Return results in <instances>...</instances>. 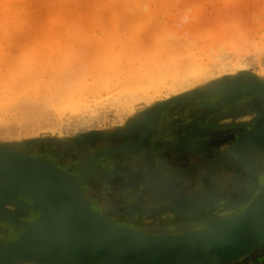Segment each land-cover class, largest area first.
<instances>
[{"label":"rangeland","instance_id":"obj_1","mask_svg":"<svg viewBox=\"0 0 264 264\" xmlns=\"http://www.w3.org/2000/svg\"><path fill=\"white\" fill-rule=\"evenodd\" d=\"M29 1L32 2L33 0H29ZM38 1L36 3H38ZM45 1L48 2V3L54 2V0L53 1H51V0H45ZM58 1H56L55 3H52V5L55 4V6H52L50 4L52 7H55L54 8L55 10L57 8H59V5L60 4L57 3ZM67 1H71V0H65L64 1L65 3L64 2L62 3V1H61V4H65L66 5ZM72 1L73 2L75 1L77 5L75 4V2H74V4H75L74 5ZM72 1H71V3L68 2L69 4H71V5H69L70 7L66 5V7H69L70 8V10L68 9L67 11L68 12L69 11H72L75 8L79 13L77 11H75V9H74V11L77 12V13H75V12L72 11L74 14L72 12H71V14H70V12L69 13L67 12L68 14H65V12H66V11H64L65 8H63L64 6H62L61 8H63V9H61V8L60 9L63 10L62 12H64V14L62 13L63 15L61 16L60 15L61 13L59 12L61 10H59L58 11L59 13L57 15H60L61 17L58 16L59 17V19H58V17L56 16L55 17L56 19H53L55 22L58 19V21L56 22L57 24L54 23L53 20H52L53 21L52 23H51V21H50V23H49V21L48 22L46 21V17H45L46 15H44V14H47V12H49V11L51 12V10L55 11L54 9L48 10L50 8V5L48 3H46V2H45L46 4L43 3L45 6H42L41 5L42 6V9L41 10H45V11L47 10L46 13L44 11V14H43V13H41V10H40L41 7L39 8L38 7L39 6L38 4H36L35 5V8H34V5L32 7L31 4H28L26 2V4H28L31 9L34 8V9H32L33 12H35L34 11L35 9L39 8V9L36 10V13H37V11H38V13L37 14H34V15H36L38 17L39 10H40V13L41 14H39L40 17H38V19H39V21L41 20L42 23L41 22H38V24H35V23H32L33 20H31V21L29 20L31 22V24L29 25L30 22L28 21L29 22L28 25L25 24L26 27H24L23 25L20 26L21 24L19 25L18 23L17 24H14L15 26L14 25L12 26V25L9 24L10 25V29L12 27L11 30L9 29V25H5V27L6 26L7 27L6 28L4 27L3 29L1 28V26L3 24L0 26V29H1L2 32H3L4 29L5 30L6 29L10 30V31H8V30L5 31L4 30L5 33L1 34V37H3L4 39L0 40V77H2L3 73H5L6 75L4 74L3 75L4 77L0 78V83H1L0 84V86H1L0 88L2 89L4 87V86H2L3 84L8 85V84L13 83V84L9 85L10 87L13 86L12 88L7 87V89H6V90H8L7 93L9 95L5 93V96H8V97L10 96V98L6 97L8 99H5L4 94L3 95L0 94V145H2L4 147H8V148L15 149V150H22V151H25V152L31 153V154L33 153V155H34V153H36V154H38L37 156H39L41 158H44V159H46V160H48L50 162L53 161V163H55V164L62 163V164H64V169H66V170H70L71 169V170H73V171L76 172V175L78 174L79 170L83 171L84 169L87 168V166L89 164V161L92 158V155L94 154L95 147H96L95 150H97V149H99L101 147L102 148L103 147L104 148H107V147H112V146H122V145H127L129 142L132 143L136 139V137H134L132 139L131 138H128L129 142L128 143H125V142H123V140L122 141H119L120 137H118V139L117 138L113 139L114 136L111 135V133H113V130L116 129V128H114V126L120 121L121 117H124V115H123L124 112H122V111L120 112V110H119L117 100L120 99L121 92L123 93V91H125V88L128 87V85H126V83H125L126 81H123L122 78L123 77H126L128 79V77L125 76V75H128L129 73L128 74H126V73H127V71H130V69H129L130 63L129 62H132V61H130L131 60L130 57L133 56L132 57V60H133L132 63H133V65H136L137 66L138 64L140 65V63H141L140 67L143 65V67H144L143 69H146V66H147L146 64L149 62L148 59H150V58H152L150 60V62L153 60V62H151V64L153 63V68H154L156 66L155 65L156 62L154 63V61L158 57V60L157 59L156 60L159 63L161 62L163 64V66L166 65L162 69V65L160 64V66H159L160 69L159 70L160 71L162 70L163 73L164 72L166 73L165 75H163L162 72H161V74L163 75V77L164 76H167V78H170V77H168V74H169V76L171 75L170 71L172 69L171 68L172 66H176L175 65L176 63H178V64L180 63V65L181 64L185 65V63L188 64L187 63L189 61L188 58H190L191 54L193 55V53H194L195 56H197V55H203V53L204 54L206 53V50H208L209 48L213 47L214 44L217 42L216 44H221V45H225V46H228V47H233V46L236 47V48L239 47L238 48L239 49L238 51H240V52H241V48L244 49V48L247 47L246 50L244 49L245 51L242 50V53L243 54H241V55L243 57L242 58L243 59V62L247 64V69H248L247 72H249L250 74L251 73L252 74L253 73L254 74L255 73H258L259 71H261L262 68H264V34H263L264 33L263 32L264 31V0H182V1L179 0V2L177 1V3H176V0H172L174 2H172L171 0H169L168 1L169 3L170 2L173 3V4L176 3V4L179 5V7H178V5H176V8L177 9L175 8V6L173 8V6L171 5V3L169 4L171 6H169L168 3H167L166 4L167 6L164 7V5L162 6V5H160L158 3L159 1L161 2V0H159L158 2L156 0L157 3L155 2L154 5L152 3V1L154 2V0H150V2L148 1L149 4L147 2V4H148L149 7L147 6V8L144 10L145 12L147 10V12H146L147 14L145 12H143V11H141V12L140 11L139 12H135L134 11L133 12L132 9H130V10H132V11H130L128 8L126 10L125 9L126 7L124 8V6H123V8H122V6H119L120 4L121 5L123 4L122 2L120 3V2H117L116 1L118 4L116 2H114L116 5L115 6H112L111 5L112 2L110 3L108 0H107L108 2L106 0H104V2L106 1V3H107V5H106V3H103L102 4V5H106V7L104 6L105 7V10L102 9L103 7H101L102 6L101 5L100 6L101 8L98 7V9H96V11L100 9V10H103L107 14L104 15V16H102L104 18V19H101L102 21L100 20L98 22H96V21L99 19V16H101V14H103V13H101L103 11H100V12L97 11V13H96L95 12V9H93L94 11L91 12V10H89V8H87V6L89 4L86 5L85 4L86 3L85 0H84L85 2L83 0H72ZM81 1H83V2H81ZM90 2L92 3L93 1L90 0ZM99 2L101 3V1H99ZM79 3H80V5H79ZM108 3H110V5L113 7V10H111L112 7H110V5ZM150 3H152V4H150ZM56 4H58V7H57ZM157 4H159V6ZM46 5L48 6V8H47ZM79 6H81V7L78 8ZM155 6H156L157 9H158V7L160 8V9H158L160 11L156 10L157 11V15L154 14L156 12H154V13L152 11L149 12L150 11L149 8L152 7L153 10H154V7ZM91 7H92V5H91ZM168 7H170L169 8V11L167 10ZM44 8H46V9H44ZM114 8H115V10L117 8V11H114ZM31 9H29V11ZM85 9L88 12L89 11L90 12L88 13ZM118 9H119V11H118ZM106 10H108V11L106 12ZM120 10L122 12H124V14H122ZM162 10H163V12H162ZM82 11H83V13L81 14ZM127 11L128 12L129 11L130 12H133V14L131 13L132 16H138V15L140 16L141 14L142 15L144 14L143 16H141V17L138 18L139 20L141 19V21L139 23L142 24L143 30L140 29L141 24H138L137 23L139 20L137 19L138 20V21L136 20L137 22L134 20V19H136V17L135 18L132 17L133 19L130 20V21H128L129 18H131V16H129V17L127 16L128 18L125 17L126 15H129V13ZM166 11H168V13ZM94 12L97 15L96 14L94 15ZM158 12H159V14H158ZM111 13H113V14H111ZM115 13H118L120 16L122 15L121 16L122 18L120 16H119L120 18L118 17L119 18V24L116 23V21H115V20H118V19H115V20L113 19V16L116 15L115 17H117V14H115ZM136 13L137 14L139 13V14L137 15ZM52 14H55L56 15L55 12H53ZM72 14H73V16H71ZM87 14H89V15H87ZM98 14H100V15L98 16ZM177 14H178V16L179 15H184L187 18L185 20H182V21L179 20L177 27H173V26H176V24L173 23V22H170V21L172 20L171 19L172 17L176 18L177 17ZM194 14L196 15V19H195ZM64 15L66 17H64ZM67 15H70L71 17H74V18H71L70 19V16H69V19H68V16ZM91 15H93L95 18H93V16H91ZM152 15H154V16L152 17ZM166 15H167V17H166ZM50 16L52 18V16H54V15H51L50 14ZM108 16H110V17H108ZM41 17H45V18H41ZM102 17H100V18H102ZM150 17H151V19L149 20L148 18H150ZM60 18H61V20L63 19V21L61 23H60V21H61ZM92 18L94 20L95 19L96 20L94 21ZM107 18L108 19L110 18V21ZM123 18H125V19H123ZM42 19H44L45 21L42 20ZM91 19H92V21L91 22H88ZM121 19H123L122 20V23H121ZM147 19L150 21V22H147L148 25L146 24V21H148ZM154 19L156 21H154ZM157 19H160V20H157ZM70 20H71V22H70ZM35 21L37 22V19ZM35 21H33V22H35ZM66 21H68V22H66ZM79 21H81V22H79ZM84 21H85V23H84ZM132 21H133V23H132ZM152 21H153V23H152ZM180 21L183 22V23H180ZM65 22H66V24H65ZM110 22H113V24H115V25L117 24V26H116L118 28L117 29V32H119L120 39L122 38L120 40V42H118L119 41V38H117L118 35H117V32L115 33V29H112V31H114V33L112 31H108L107 32V29L106 28H108V27L109 28L110 27L113 28L112 27V24H109ZM169 22L171 24L173 23V25H171ZM194 22H195V24H193ZM67 23H68V25H67ZM93 23H94L95 26H97L98 23H100L101 25L98 24L100 27H95V26L93 27ZM123 23H124V25H123ZM125 23H126V25H125ZM136 23L139 26L138 25H135ZM144 23L147 25V27L144 25ZM162 23H163V26H162ZM238 23H239V25H237ZM39 24H40V26H39ZM88 24L89 25L91 24L90 27H88ZM128 24H130V25H128ZM131 24H133V25H131ZM32 25H34L32 27L33 29L35 28L34 30L31 29V26ZM35 25H37V26H35ZM151 25L153 26V29H155V28H157V29H155L156 31L155 32L153 31L152 34L150 33L151 34V37H150L149 32H152V31H150V30H152ZM169 25L171 26V28L172 27L173 28L170 29V26ZM190 25H191V27H190ZM192 25H195V26L192 27ZM27 26L28 27L30 26L29 29L27 28ZM54 26L56 28V30L54 28V31L56 32L54 34H57V32L60 31V32H58V33H60V35L59 34H57L58 36H55L54 35V39H51L52 36H53V33H51V32H53L52 30H53V27ZM64 26H65V28H63ZM124 26H125V29H124ZM144 26H145V28H144ZM161 26H162V30L160 29V31L163 32V31L166 30L165 32H163L164 34L162 32L161 33H158V32H160L158 27H161ZM242 26H245V27H242ZM50 27H52V28L50 29ZM67 27H68V29H67ZM82 27H83V29H82ZM116 27H114V28H116ZM127 27H129V28H127ZM163 27L164 28L166 27L167 29H164ZM178 27H179V29H177ZM246 27H248V28H246ZM120 28L122 29L123 32H125L124 33V36H126V37H123L122 36L123 32H120L121 31ZM168 28H169V30H172V32H170V33L168 32L167 33ZM15 29H17V31H15ZM22 29H23V31H22ZM24 29H26L29 32L25 31ZM30 29L32 30V32L33 31L35 32V33L34 32L32 33V34H35V35H31V30ZM127 29L130 30V33H132V31H133V33L136 35V36L133 35L132 37H130V39L133 38V41L132 42H135V38L137 40L142 35L145 37L144 40L142 39L144 44L143 43H140V46H143L144 45L142 47V51L143 52L141 51V53H140V57L141 58L143 57V55L146 56V58H145V56L143 57L144 60L141 59V58H139V51H138V53L136 51V52H132V54L131 53L129 54L130 56H128V57L130 59H127L125 57L129 61V62L127 61V63H125L124 62L125 58L122 57L124 53L121 54V52H120L121 50L120 49H119V52L116 50L118 47L119 48H122V46L120 47V44L121 43H123L122 45H125V47H126V48H124L125 50H128L129 51V49H130L129 46L132 47L131 48L132 50H137L136 49V48H138L137 46H136V48H133V46L136 45L137 42L134 43L133 46H131L132 42L129 41L128 38H127V37H129V34H130V33L127 32L128 31ZM224 29H225V31H224ZM240 29H242V30H240ZM12 30H14L15 32L12 31ZM102 30H104L103 36L105 34V35H108V38L110 36L111 37L113 36V37L108 39L107 36H104L105 37L104 39H108L107 42L104 41L102 39L103 36L101 35L102 32H103ZM257 30L260 31V32H258ZM7 31H8V33H7ZM24 31L26 33H29L30 35L29 34L26 35ZM136 31H138V33ZM143 31H145L146 33H144ZM220 31L223 32V34ZM226 31H227V33H225ZM236 31L238 32V35H237V32ZM16 32H18V34ZM20 32H22V33L24 32L23 38L26 39V40L28 39L27 41L26 40H23V38H21L19 36ZM36 32L39 33V34H36ZM106 32L107 33H110V34L112 33L113 35L106 34ZM140 32H142V33H140ZM46 33H48V34L46 35ZM143 33L144 34H147L148 37L146 35H144ZM171 33L173 34V37L174 36L175 37L177 36L178 43H180L179 41L182 40L181 41V45L179 44V47L178 46H175V47H178V48L182 49L181 52H178L179 51L178 48L177 49L175 48L176 49L175 52H178V53H175L174 50L172 51L171 49L173 48L172 47L173 44L169 45V48H171V49H169L168 52L167 51L165 52V50H162L161 51V47H162L161 43L163 44V42H162V40L160 41V39L162 38L163 41L166 40L167 42H165V43H168V40H171L172 41L173 38L171 37V35H172ZM254 33H255V36H254ZM5 34H7V35L9 34V36H11V34H12V37H8L7 36L8 39L6 38V40H5V37H6ZM13 34H16V38H13ZM43 34H45V36H43ZM234 34H236V35H234ZM256 34L258 36H256ZM20 35H22V34H20ZM24 35H25V37H24ZM48 35L49 36L52 35L49 38L51 40H53V42H51V40L47 39L48 38ZM98 35H100L99 36V40H98V37H97ZM137 35H138V37H137ZM164 35L166 37H168V39H166ZM169 35H170L171 38L169 37ZM214 35H215V37H214ZM218 35H220L221 37L218 36ZM31 36H33L32 39H31ZM130 36H131V34H130ZM155 36L157 37V39H156ZM14 37H15V35H14ZM35 37H38V38H35ZM89 37L90 38L97 37V40L98 41L95 38L94 39H90ZM100 37H101L102 41H100ZM153 37H155V38H153ZM184 37H185V39H184ZM252 37H253V40L251 41L250 38H252ZM12 38L15 39V41ZM33 38H35V39H33ZM123 38H124V41L126 40L127 42L125 41V43H124ZM216 38H218V39H216ZM42 39H44L43 43H42ZM117 39H118V41H117ZM154 39H155V41H154ZM22 40L25 41L26 43L22 42ZM114 40L117 41L116 44H113V43H115ZM95 41H97V42H95ZM153 41H154L155 44L157 42L158 46L161 45L160 48L158 46L156 47V45L153 43ZM253 41L255 42V44L258 43L257 45L261 46L262 48L261 47H260V49H257V47L255 48L256 45L255 46L253 45V43H254ZM100 42H103V44L100 43ZM111 42H113L112 43L113 49H111V50H113V51L116 50L115 53L117 54V52H118L119 55H120L118 57V59H120V62H118L117 64H114L115 66L112 65L113 59L111 61V59L109 58V62L111 61V63H109L108 60H107L108 59L107 56H105L106 60L103 59L104 57L101 58L103 56V54L104 55H106V54L108 55V50H109L108 48L110 47V45H111L110 43ZM47 43H48V45H47ZM49 43H50V45H49ZM85 43H86V45H89L90 47H87L85 45ZM106 43L107 44H110L109 47H108V45ZM174 43H175V40H174ZM29 44H30V46H29ZM35 44H37V45H35ZM70 44H72V49H71L72 52H74L73 50L75 49L74 55H75V53H77V55H75L76 56V60H78V59L81 60V59L85 58L86 55H89L90 54V52H91V55H93L92 54L93 53L92 51H94V55H95V53H97L96 54L97 56L95 55L97 58L103 59L101 61L98 59L100 62L106 61L104 63L111 64L112 65V69L113 68H117V69H120V71H122V70L123 71L122 72L118 71L117 73H115L116 75L115 74L113 75V70L111 71V69L110 70L107 69L108 71H105L104 70V72H100V69H99L98 70V73L99 74L100 73L103 74L105 72L107 73V74L105 73L106 75H104V76L103 75L101 76V74L99 76V74L97 73V69H95V67L97 66V65H95V63L97 64L98 63V60H97V58L95 56H93L96 60L94 62H91L92 65L89 66V63H88L87 66L94 67V70H96V71H93L92 70V67H91V70H92V72H95L96 75H95V73L94 74L92 73L93 76H91L92 75V74H90L91 70L88 67H87L88 68L87 69L86 66H85L84 69L85 70L87 69L88 72L85 71V70L82 71V72H80L79 68H77L78 70L76 69V67L74 68L77 71V72L76 71L75 72L77 74L79 73L78 75L81 76V77H78L77 74H76L77 76L75 75V72H73L74 69L71 70V72L74 73L71 76L72 77L74 76L73 78H75V76H76V80L75 79L73 80L72 77H71L72 79L71 78H67L65 76L66 74H64L65 72L63 73L64 74L63 76H65L66 79H64V77H61V75H60V78L58 80L55 79L56 78L55 77V73L56 74L59 73V70H61L60 68H62V71H64L65 69L63 67L64 66H67L66 64L69 63L68 61H65L69 57H67V59H65V60H62V59H64V57L66 58L67 53L70 52V50H68L69 49L68 46ZM100 44H102L103 46L100 45ZM137 44H139V42ZM183 44H186V45H183ZM189 44H190V46H189ZM126 45H128V46H126ZM148 45H150V46L151 45L152 46L155 45V46H153L154 49H151V48L149 49V46ZM191 45H192V49H191ZM104 46H105V48H106V46L108 48L105 49ZM215 46H217V45H215ZM30 47H31V49H30ZM80 47H82L84 49L85 48L86 49L88 48L87 52H86V49L84 50V49H82ZM99 47H101V48H103L105 50H103V49H101ZM50 48H51V54H50V51H49ZM95 48L99 49V51H97V49H95ZM140 48H139V50H141ZM145 48L146 49H149L148 52H147V54L144 53V49ZM158 48H159V50H158ZM57 49H58V52H59L58 54L56 53L57 52ZM60 49H61V51H59ZM76 49L79 50V51L76 52L77 51ZM100 49L102 50L103 53L100 51ZM124 49H122V52L125 51ZM164 49H166V45H165ZM189 49H191V52H193V53H191ZM18 50L20 51V54H19ZM31 50H32V53H31ZM152 50H154V51H152ZM157 50L159 51L158 54L162 55L161 57H159V55L158 56L156 55L155 57L153 56L154 55L153 52L156 53ZM197 50L199 52H197ZM22 51H24L26 53L23 54ZM43 51H44V53H43L44 56H42V52ZM95 51H97V52H95ZM104 51H106L107 53L105 52L106 53L105 54ZM151 51H152V53H151ZM163 51H164V53H163ZM169 51H172L173 54L175 53L176 56L179 57V59H178V57H175L174 58V55L175 54L173 56H170L172 54ZM64 52H67V53H64ZM72 52H71V54H72ZM183 52L186 53V55L185 54L183 55ZM256 52H258V53L256 54ZM6 53H8V55H9V53L14 54V55L10 54L11 56H13V59H12V57H9L8 55H6ZM48 53H49V55H47ZM79 53H82L81 54V56H83L82 58H79V57H81ZM126 53H127V51H125V56H127ZM134 53H137V54H135L136 55L135 57L133 55ZM149 53L150 54H153V55H148ZM161 53H163V54H161ZM3 54H5V56ZM84 54H85V57H84ZM100 54H101V56H100ZM116 54H115V57L118 56V54H117V56H116ZM165 54L167 55L166 56L167 59L165 58ZM168 54H170V55H168ZM187 54H189V55H187ZM45 55H46V57H45ZM74 55H72V57ZM147 55H148V57H147ZM24 56H26V57L24 58ZM32 56H33V58H32ZM60 56H63V57L60 58ZM69 56H71L70 53H69ZM150 56H153L154 58L153 57H150ZM181 56L183 58H184V56H185V58L187 57L186 58L187 60L186 59L184 60ZM8 57H9V61L10 62H8ZM27 57H29V58H27ZM47 57L50 58L51 60L50 59L47 60ZM136 57H138V58L135 59ZM170 57H171V59H170ZM38 58H39V61H41V59L43 58L42 61H41V64L39 63ZM230 58L232 59V56ZM23 59L26 60L28 63H26V61H24ZM28 59L31 60V61H29ZM45 59L47 60V64H48V65L46 64V66L44 65V63L46 62ZM71 59L72 58H70V60ZM114 59H116V58H114ZM118 59L116 61H118ZM138 59H140L139 61H142L143 60V62H147V63H144L146 66L142 62H139ZM172 59H173V61H172ZM55 60L58 61V62H56ZM76 60L74 61V63L73 62H70V64L73 63L75 66L77 64H79L78 66H80V69L82 70V68L84 66H82V68H81V65H80L81 64V61H80V63H78L79 60H78V62ZM84 60L90 62L91 61V57L86 58ZM15 61H17V63H20L22 61L25 62V64H23V62H22V64H20L22 66V68H23V65L25 66L23 68V71L24 72L21 71L24 74L23 73L21 74L20 70L22 68H18V65H17V63H15ZM43 61H45V62H43ZM49 61H50V63H48ZM63 61L64 62H67V63H62ZM137 61H138V63H137ZM5 62H8V63H5ZM31 62L32 63L37 62L36 63L37 65L40 64L39 65L40 66L39 68H41V69L44 68L43 66H45V70H47L48 68H51V69H48L46 72H45L44 69L41 70L40 72L43 71L45 73V74H42L43 72L40 73L39 72L40 69L37 70L36 69L37 66L35 64H32ZM42 62H43V64H42ZM51 62H53V63L51 64ZM150 62L148 64H150ZM9 63L11 64L10 66H9ZM12 63H13V65H12ZM29 63H31V64L29 65ZM56 63L59 65L58 66V68H59L58 69V72H56L57 71V68H56L57 67V64ZM82 63L83 64L84 63L86 64L87 62H82ZM113 63H116V62L113 61ZM168 63H170L171 66ZM5 64H8V65L6 66ZM49 64H51V65H49ZM156 64L158 65V63H156ZM167 64L169 66H167ZM26 65H28L29 68L31 67L30 68L31 69V72L32 73H35L34 75L32 73H30L31 76L30 75H27V76H30V77L25 76L26 75L25 73L27 72V71L25 72V69L28 68V67L26 68ZM31 65H33V68H32ZM55 65H56V67H54ZM60 65H62V67ZM150 66L152 67V65H150ZM150 66H149V68H150ZM6 67H8V68H6ZM178 67L176 66L177 70H179ZM14 68L16 70H14ZM29 68L27 70H30ZM65 68L67 69V67H65ZM149 68H147V69H149ZM156 68L151 73L148 70H145L144 71V70L140 69V71L142 70L141 73H144L145 72V74L147 73L148 75L151 74L152 76H154V74L155 75L158 74V71H157L158 68L157 69ZM32 69H34V70H32ZM52 69L55 70L52 73L54 75H52V74L51 75H48L49 74L48 71L49 70H52ZM101 70L103 71V69H101ZM12 71H13V73H12ZM17 71H18V75H17ZM109 71H111L112 73L109 72ZM7 72H8V74H7ZM68 72L70 73V70H68ZM114 72H115V70H114ZM36 73L41 74L42 76L41 75H37ZM72 73H70V74H72ZM239 73H241V72H237L236 75H239ZM117 74H118V76H117ZM250 74H248V75L250 76ZM7 75H8V78L6 77ZM15 75H17V76L20 75V77L18 79H20L21 78V75H22V77H25L26 80H24V78H22L23 81H21V79H20V81L17 82V81H15L17 79V76H15ZM47 75L49 76V78L46 77ZM82 75H84V76H82ZM88 75H90V76H88ZM108 75H111V76L108 77ZM151 75H150V77H151ZM33 76H35L36 79L37 78H44V79H41L42 80V83H41L40 82L41 81L40 79H38L39 81L38 80H35ZM37 76H39V77H37ZM112 76H114V77L117 76V78H119V79L121 78L119 80V82H121L120 88L122 90L120 88L117 89V87H119L118 86V80H116L114 82V78H111ZM233 76H231V75L230 76H225V78H228L226 81H229V79L230 78H233ZM251 76H253V75H251ZM77 77H78V79L79 78L80 79L78 80ZM101 77H103L104 80L105 79H107V80L105 82H104V80H102L104 82L103 83L102 81H100L102 79ZM104 77H106V78H104ZM50 78H52V79H50ZM84 78H85V82L83 81ZM93 78L95 80L94 83H93V81H94ZM96 78H98V79H96ZM1 79H2V81H1ZM32 79L34 81H36L38 84L36 82L34 84L33 81H32ZM69 79H71V80H69ZM9 80H10V82H9ZM51 80H52V82H51ZM61 80H64L66 82L62 83L63 81L61 82ZM67 80H69V82ZM90 80H92V81L90 82ZM246 80H248V81H246ZM25 81H27L29 83V85ZM30 81H31V83H30ZM244 81L249 82V83H244V85L250 84V82H251L250 79H248V78L245 79ZM244 81L242 79H239V81L236 84L233 85L235 88L232 87L230 89L231 91L225 92V94L227 93L225 95V97H222V96L216 97L215 96L213 100H210L209 98H211V96H205V97H202L200 100L196 101V103H194V104H188V103L184 102L183 107L185 109H191L192 108V113L194 114L195 113L194 110H196V108H198V107L200 108L201 104H202V106L203 105H206L207 106L208 103H214V101L215 102L222 101L221 103L217 104V105H219L218 107H215L213 110H210L209 109L210 111H212V113L214 112L215 116L218 115L217 117H215V118L213 117L209 121L210 125H213L214 128L207 129V128H204L203 127L205 125V123L208 122V120H204L205 117H207L208 112L207 113H204V110L203 109H201L198 114L204 113V115L201 116L202 119H199L200 122L198 124H196L199 120L197 118L194 119L195 118L194 117L195 115L193 116V114H192L190 117H187V114H186V115L183 116V115H181L180 112H177V110L179 109V107H176V109H174V110H172L173 108H171L170 110H168L166 112V114L169 113L170 111H175V114H173L174 115L173 117H170V116L168 117V124H166L165 127L168 128V129H171L172 128V130H174V128L176 129V127L179 126V128L176 131L175 130L173 131L175 134L173 133V135H169V133H168L169 130L165 128V131L162 130V135H161V137L157 141H155L154 137L153 138H150L149 141H148V144L146 143V145L143 146L141 149H135V150H133V152L130 151L129 155H132V156L131 157H128L127 156L128 158H126V159L125 158H122V156L121 157H118V156H110V157L105 156V157H102L98 161L99 163L97 162L98 164L95 166L94 170L91 171L88 179L86 181L82 182V183H79L78 184V187L79 188L81 187L80 188L81 191L83 190V187L84 186H86V187L89 186V187L94 188L95 191H96V193L98 195H100L101 199L105 200V198H103V197L104 196L107 197L105 201L106 202L108 201L111 206H113V205L114 206H121V207H123L122 210L124 209L125 212H126V214L131 215V216L137 215L136 218H139L138 216H140V217L141 216H149V217H151L153 215L154 216L157 215V220L160 221V224L159 225H163L165 223H171V222L172 223H185L186 221L192 220V218H194L195 215L190 214L192 207H190L189 204L193 200H191V199H185V198L182 197V196H184V193H186V191H185L186 189H184V186H183L184 185V181L186 180L188 182V179H190V176H192V174H191L192 172L187 173V171L189 169H186V170L184 169V167H183L184 166V163H181L182 165H178V168H175V169L172 168V167H169L168 164L166 162H164V161H163V163H158L159 162L158 161L159 159L156 157L157 154L153 150H150V152L149 151L146 152V151H144V149L146 147H148L149 145H151L150 149H154L156 151L157 148L159 147V146H157V147L155 146L156 143L162 142V143H165L166 144L165 145V149L170 148V151H172V150H174V149H172V147L174 146L173 148H175L176 151L182 153V155L180 153H178V156L181 158V161L182 162L185 159H187V160L189 159V158L183 156L184 154H188L190 156V158H191L189 160L190 163H192L191 161L197 160L198 157H200L202 155H206V154L211 155V156H214L216 153H218L217 155H218L219 158H223V156H225V155H230V153H229L230 151L229 150L232 149L235 146V143L233 141H231V140H228V142L227 141H224L225 137L228 136V135H230L231 133H233L234 132L233 129H236L238 127H239L238 128L239 130L250 129V126L252 125V124H250V122L252 120H254L255 117H257L256 108L258 110H262V108L260 107L259 99H258L259 95H261V92L260 91H255V92H253V94L252 93H249V94L244 95V96H240L239 95L240 93H239V89L237 88V86L238 85L240 86V82L242 83ZM49 82H51V83H49ZM74 82H76V83H74ZM80 82H81L82 86L80 85ZM98 82H99L100 85H102V83H103L104 86L98 85ZM100 82H102V83H100ZM23 83L25 85H23ZM44 83H45V86H44ZM47 83H48L49 86L51 84H53V85H51L52 88H50L49 91H48V89H45L46 86H47L46 85ZM60 83H62L63 85L66 83V86H70V87H66V86L65 87H62L63 86L62 85L61 88H60L61 91H62L61 92L60 89H57V88H59L58 85H61ZM87 83H88V86H87ZM105 83L106 84L109 83V84H107L108 85L107 88L109 90H105L104 89V87H106ZM115 83H116V85H115ZM31 84H33V85H31ZM77 84H79L78 87H80V88L82 87L85 90L82 91L83 90L82 88L79 89L78 87H76ZM84 84H86L85 85L86 87L84 86ZM27 85L29 86V88H28ZM35 85H39V86L36 87ZM72 85H74V86H72ZM92 85H94V86H92ZM119 85H120V83H119ZM26 86H27V89H26ZM40 87H41V89H40ZM71 87L73 89H70ZM202 87H203V90L205 88H208L207 85H203ZM30 88L31 89L33 88L34 91H36V88H37L38 89L36 91V92H38L37 93V96L40 97V95H41V97L38 99L37 104H39V101H41L40 102L41 104L44 105V103H45V105H46V102L45 101H44V103H42L43 100H45V99L46 100L47 99L50 100V96H51V100H54L53 102H55V104H56V105H54V106H56V109L59 108L58 110L61 109L60 111H62L60 113V115L59 116H56V115L55 116L54 115L51 116L52 115L51 114V109H53L54 106H52V107L50 106L51 107L50 108L49 106H45V105L43 106L42 105L43 108H46V109H49L50 108L47 111L45 109L43 110L42 108H40L41 105L38 106L40 109H37L36 108V105L37 104L35 105V108H33L34 106H31L30 107L31 110L29 108H26L27 105H28V104H25V100H26L25 98L28 97L27 94L28 95L34 94V91H32ZM74 88L75 89L78 88V90L79 91L81 90V91L78 92L76 90V92H77L76 93L75 90H74ZM43 89L46 90V92H47L46 94H44L45 91ZM52 89L54 91H52ZM39 90L41 92H43V94H40L41 92ZM65 90H67V93L66 94L65 93L63 94V92H66ZM86 90H88V91L90 90V91L88 92ZM240 90H241V87H240ZM29 91H31L32 94ZM119 91H120V93H119ZM126 91H127V89H126ZM69 93H71V94H69ZM79 93L80 94L82 93L83 95H80ZM76 94H78V96ZM42 95L43 96L45 95V96L43 97ZM57 95H59L60 99L62 97H64V98H62V101H61L62 103L59 101L60 99H56V98H59V97H57ZM61 95H62V97H61ZM67 95L70 98L74 96L73 98H71L73 100H74V98H76V99H79L80 98V100H83L84 96H86L84 98V101H86V102H84L85 104L84 103L83 104L85 106H86V103H88V104H87L86 107L84 105H82L83 106V109L81 107L78 110L76 109L77 110L76 111L71 106H67L66 103L63 104V100L65 99V97ZM23 96H24V98H23ZM81 96H83V97H81ZM162 97H164V96H162ZM67 98H66V100H64L65 102L67 101ZM250 99H256L254 101L255 102V105L246 108L247 111H248V112H246L245 110H243V106H244V104L248 103L247 101L250 100ZM136 100L137 101L134 102V111L137 112L136 114H138V113L143 112L145 110L144 108H146L145 107L146 104L142 100L141 101L138 100V99H136ZM35 101H37V100H35ZM19 102H21L23 105H21V103L19 104ZM24 104H25L26 107L24 106ZM64 105H66V106L63 107ZM18 106H20V109L21 110L19 109ZM22 106L25 107L23 109L26 110V111H24L21 108ZM227 106H228V108H227ZM187 107H189V108H187ZM36 110H39V111L37 112ZM41 110L42 111H45V112H42ZM141 110H143V111H141ZM184 110H182V113L183 114H184ZM31 111H32L33 114L31 113ZM23 112L24 113L26 112L25 115L29 114V116L27 115L28 117L27 116L25 117V115H24ZM216 113H218V114H216ZM37 114H41V115H39V117H38ZM221 115H222V117H221ZM135 116L138 117L139 114L138 115H135L134 114L133 117H135ZM176 117H178V118H176ZM262 117H264V114H263ZM126 120H129V119H126ZM191 126H195V127L194 128H191ZM196 126H198V127H196ZM200 127H202V128H200ZM105 129H108L109 131L111 130L112 132L105 134V133H103V130H105ZM188 129L190 131H188ZM207 130H208V132L210 130H212V131L213 130H218V132H217L218 134L216 136L215 135H210L209 137L203 135L205 133V131H207ZM188 132H189V135H187ZM185 133H186V136L188 137L186 139H184ZM59 134L62 135V137H63L62 139L63 140L62 139H59V137H58ZM177 134H178V136H177ZM234 136H236V135L234 134ZM236 138H237V136H236ZM174 139L175 140L177 139L176 141H178V142L173 143L175 145H173V146L170 147V143L175 142ZM90 143H92L93 146H89ZM35 144L41 145L44 148L41 147L40 151H34V150H36L35 149ZM236 144L238 145L239 142H237ZM237 145L235 146V149L237 148ZM175 146H177V147H175ZM224 147H226V149H224ZM55 149L59 151V155H53V150H55ZM248 151H249V149H248ZM148 152L151 153V156H153V157L152 158H149V160L147 161V159L145 157H146V154L149 155ZM47 153H49L50 155H48ZM230 159L233 161V166L234 167H233V169L227 170V172L225 173L226 174V178H224L223 180L221 178L222 183H220V184H221L222 187L228 188L230 190H232L235 185H238L239 186V188H237V186H236V188L234 189V191H235V194H237V195L240 192L241 195H242V197L238 201H236L234 203L236 205L232 204V205H234V207H232V208L233 209L236 208V207L241 208L243 206H246L251 201V198L254 196L253 194L257 191V189L259 190V187L260 186H263V184L259 183V181H258L259 179L258 178H260V180L264 181V170L259 171L260 172L259 174H256V173L251 174L249 172V166L248 165H245L244 164V166H240V163H238L234 158L231 157ZM102 161H104V162H102ZM112 162H113V164H112ZM115 162H117L119 165L118 164L117 165H114ZM145 164H147L148 166H150L149 167V170L145 167ZM242 164H243V162H242ZM144 168H146V169H144ZM174 170L176 171L177 175L175 177H173V179L171 178L169 180L170 183L167 184V182H169V181H167V182L164 181L165 183H163V185H162V183L160 184L161 187L158 186V182H159L158 179L161 178V177L162 178L165 177L166 180H167L168 174L170 175L171 172L174 173L173 172ZM238 171H240V172H238ZM133 173L134 174H137V176H138L137 177V180H135L133 178V175H134ZM129 180H131L132 182H128ZM217 181L219 182V180H217ZM154 182H157V183L154 184ZM217 187H219V185H217ZM181 191H182V194L179 195L180 198L179 197H176V193H181ZM218 196L225 197V196H227V194L226 193H223V192L221 194L219 192ZM169 197H176V198H178V200H177L178 207H175L174 209H169V207H166V205L163 203V201L167 200ZM22 201L29 202V200L26 201V200H23V199H22ZM180 202H182L183 205H185V204L186 205L184 207H182V206H180L181 205ZM192 204H194V203H192ZM161 205H163L162 208H160ZM196 206H198V205H196ZM200 206H202L203 208H206L207 207V205H200ZM187 207L188 208H191V209H188ZM112 210L115 211L113 208H112ZM225 211H228V209L225 210ZM225 211H223V212H225ZM160 212H161V214H164L165 213L166 214V218L159 217L160 216ZM223 212H220V213H223ZM118 213H119V211H118ZM148 213H151V214L148 215ZM235 213H237V212H232V213L230 212L228 214L231 215V214H235ZM116 214H117L116 212H114L112 214V216H113L114 219H115V215ZM22 216H24V215H22ZM149 217H147V218H149ZM22 218H25V217H22ZM185 218H186V220H185ZM153 219H154V217H153ZM176 221H178V222H176ZM119 224H121V223H119ZM122 225H125V226L130 227V228H134L135 227V224H122ZM128 225H130V226H128ZM159 225H157V227H159ZM141 228L143 229V227H141ZM151 228H155V227H151ZM16 237L17 236H8V237L7 236H1L0 238H2L4 240H6V239L7 240H10V239H15ZM259 250H264V247H262ZM258 251H256V252H258ZM257 256L259 257L260 254L259 255L257 254ZM84 264H89V263H84ZM255 264H264V260H262V261L261 260L260 261H257L256 260L255 261Z\"/></svg>","mask_w":264,"mask_h":264},{"label":"bare ground","instance_id":"obj_2","mask_svg":"<svg viewBox=\"0 0 264 264\" xmlns=\"http://www.w3.org/2000/svg\"><path fill=\"white\" fill-rule=\"evenodd\" d=\"M35 1V2H34ZM38 0H33L32 2L31 1H29V0H0V26H1V28L3 29L4 27H5V25H14V24H21L20 26H24V27H26L25 26V24H27L28 25V23L31 21V20H33V21H35L36 19H37V22L35 21V22H33L32 21V23H35V24H38V22H41L42 23V21L40 20L39 21V19H38V17H40L39 16V14H41V13H43L44 14V11L45 10H41L42 9V6H45L43 3H45L46 1L45 0H39L38 1V3H36ZM51 1H53V0H51ZM56 1H58V0H56ZM55 0H54V2H51V3H48V2H46V3H48L49 5L51 4L52 5V3H55L56 2ZM61 1H62V3L65 1H63V0H59L57 3H59L60 5H59V8H57L58 7V4H56L57 5V9L55 10L54 8L55 7H52V6H55V4L54 5H50V8L48 9V10H50V9H54L55 11H53V10H51V12L49 11V12H47V14H44V15H46L45 17H46V21L48 22L49 21V23H50V21H51V23L54 21L53 19H56L55 17L57 16H62L63 14H64V12H62L63 10H61V9H63V8H65L64 9V11H66L65 12V14H68L69 12H70V14H71V12L73 11V12H75V11H77L75 8V11H74V9L72 10V11H67L68 9L70 10V6L69 5H71V4H69L68 2H70L71 3V1H67V3H66V5L67 6H69V7H66V5L65 4H61ZM84 1V0H83ZM83 1H81V2H83ZM86 1V5H88L87 6V8H89V10H91V12L92 11H94L93 9H95V12L97 13V11H103V10H97L96 11V9H98V7L99 8H101V7H103L102 9H104L105 10V7H106V5H107V3H106V1L104 2V0L102 1V0H91V1H93L92 3L90 2V0H85ZM84 1V2H85ZM99 1H101V3L99 2ZM110 3H111V5L112 6H115L116 4L114 3V2H122L123 4L121 5H119V6H122V8H123V6H124V8L127 10V8L130 10V9H132L133 10V12L135 11V12H141V11H143V12H145L144 10L147 8V6H148V4H149V2H150V0H108ZM107 1V2H108ZM149 1V2H148ZM159 0H157V2H158ZM169 0H161V2L159 1L158 3L160 4V5H164V7H166L167 5V3H168V5L171 3H169L168 2ZM172 1V0H171ZM177 1L179 2V0H176V3H177ZM182 1V0H181ZM26 2L28 3V4H31V6L33 7V5H34V8H35V5L36 4H38L37 6L40 8V10H41V13H40V10H39V14H38V17L36 16V15H34V14H37L38 13V11H37V13H36V10L37 9H39V8H37V9H35L34 11L35 12H33V10L32 9H34V8H30L29 7V5L28 4H26ZM31 2V3H30ZM34 2V3H33ZM41 2V3H40ZM73 2V1H72ZM75 2V1H74ZM74 2H73V4H74ZM88 2V3H87ZM116 2V3H117ZM147 2H148V4H147ZM156 2V0H154V2L152 1V3H153V5H154V3ZM156 2V3H157ZM172 2H174V1H172ZM33 3V4H32ZM45 3V4H46ZM65 3V2H64ZM103 3H106V5H102ZM110 3H108L109 5H110ZM152 3H150V4H152ZM176 3H171V5L173 6V8H174V6H175V8H176V5H178V4H176ZM75 4H76V2H75ZM74 4V5H75ZM92 5V7H91V5ZM118 4V3H117ZM159 4H157L158 6H159ZM42 5V6H41ZM77 5V4H76ZM79 5H80V3H79ZM82 5V4H81ZM85 5V6H86ZM95 5V6H94ZM102 5V6H101ZM110 5V7H112ZM171 5H169V6H171ZM47 6V5H46ZM62 6H64L63 8H61ZM84 6V7H85ZM101 6V7H100ZM105 6V7H104ZM152 6V5H151ZM157 6V7H158ZM72 7V6H71ZM81 6H79L78 8H80ZM83 7V6H82ZM97 7V8H96ZM117 7V6H116ZM149 7V6H148ZM153 7V6H152ZM149 8V12H156V13H154V14H156L157 15V11L156 10H158V9H160L159 7H158V9L156 8V6L154 7V10H153V8ZM178 7H179V5H178ZM47 8H48V6H47ZM61 8V9H60ZM77 8V7H76ZM169 8L170 7H168V11H169ZM29 9H31L30 11H29ZM44 9H46V8H44ZM109 9V8H108ZM166 9V8H165ZM177 9V8H176ZM175 9V10H176ZM59 10H61V11H59ZM86 10V9H85ZM111 10H113V7L111 8ZM122 10V9H121ZM120 10V11H121ZM132 10H130V11H132ZM47 11V10H46ZM46 11H45V13H46ZM57 11V12H56ZM61 13L60 15H57L59 12ZM87 11V10H86ZM108 10H106V12H107ZM114 11H117V8H116V10H115V8H114ZM118 11H119V9H118ZM128 12L129 13V15H126L125 17H129V16H131V18H129V20L128 21H130V20H132L133 18H135L136 17V19H134L135 21L139 18V17H141V16H143L141 13V15L139 16L137 13V15L138 16H132L131 15V13L133 14V12ZM158 11H160V10H158ZM168 11H166L167 13H168ZM53 12H55L56 13V15L55 14H52ZM68 12V13H67ZM72 12V13H73ZM78 12V11H77ZM77 12H75V13H77ZM88 12V11H87ZM86 12V13H87ZM90 12V11H89ZM88 12V13H89ZM94 12V15L96 14ZM98 12V13H99ZM146 12H147V10H146ZM145 12V13H146ZM162 12H163V10H162ZM178 12V11H177ZM182 12V11H181ZM49 13V14H48ZM63 13V14H62ZM79 13V12H78ZM83 13V11L81 12V14ZM101 13H103V14H101ZM100 14H101V16H99L100 14H98V16H99V19L96 21V22H98V21H100L101 19H104L102 16H104V15H106L107 13H105L104 11L103 12H101ZM119 13V12H118ZM118 13H115V14H117V17H115V16H113V19L115 20V19H118V20H115L116 21V23H118L119 24V18L122 16H120ZM121 13L122 14H124V12H122L121 11ZM161 13V12H160ZM50 14L51 15H54V16H52V18H51V16H50ZM74 14V13H73ZM73 14L71 15V16H73ZM111 14H113V13H111ZM135 14V15H136ZM147 14V13H146ZM158 14H159V12H158ZM181 14V13H180ZM87 15H89V14H87ZM97 15V14H96ZM110 15V14H109ZM171 15V14H170ZM174 15V14H173ZM35 16V17H34ZM42 16V15H41ZM60 16V17H61ZM68 16V19H69V16L70 15H67ZM70 16V19L71 18H74V17H71ZM78 16V15H77ZM91 16H93V15H91ZM111 16V15H110ZM110 16H108V17H110ZM120 16V17H119ZM154 15H152V17H153ZM159 16V15H158ZM157 16V17H158ZM162 16V15H161ZM194 16H195V19H196V15L194 14ZM45 17H41V18H45ZM64 17H66L65 15H64ZM84 17V16H83ZM82 17V18H83ZM90 17V16H89ZM100 17H102V18H100ZM112 17V16H111ZM119 17V18H118ZM124 17V16H123ZM127 17V18H128ZM133 17V18H132ZM166 17H167V15H166ZM193 17V16H192ZM40 18V19H41ZM49 18V19H48ZM51 18V19H50ZM93 18H95L94 16H93ZM92 18V19H93ZM122 18V17H121ZM155 18V17H154ZM160 18V17H159ZM165 18V17H164ZM187 17L186 16H184V15H179L178 16V14H177V17L176 18H174V17H172L171 19V21L170 22H173V23H175L176 24V26H173V27H177V25H178V22H179V20H185ZM194 18V17H193ZM35 19V20H34ZM58 19H59V17H58ZM58 19L56 20V22L58 21ZM65 19V18H64ZM85 19V18H84ZM92 19L90 20V21H88V22H91L92 21ZM106 19V18H105ZM108 19V18H107ZM123 19H125V18H123ZM123 19H121V23H122V20ZM149 20L151 19V17L150 18H148ZM147 19V20H148ZM153 19V18H152ZM30 20V21H29ZM42 20H44V19H42ZM53 20V21H52ZM60 20H61V18H60ZM59 20V21H60ZM66 20V19H65ZM77 20V19H76ZM89 20V19H88ZM94 20V19H93ZM96 20V19H95ZM94 20V21H95ZM109 21H110V18L108 19ZM127 20V19H126ZM133 20V21H134ZM139 20V19H138ZM137 20V21H138ZM146 21V24L148 25V23L147 22H150V21ZM157 20H160V19H157ZM170 20V19H169ZM29 21V22H28ZM45 21V20H44ZM63 21V19L60 21V23ZM82 21V20H81ZM81 21H79V22H81ZM102 21V20H101ZM108 21V22H109ZM118 21V22H117ZM127 21V22H128ZM133 21H132V23H133ZM134 21V22H135ZM136 21V22H137ZM141 21V19L137 22L138 24H141V23H139ZM154 21H156L155 19H154ZM180 21V23H183V22H181ZM46 22V23H47ZM55 21H54V23H56ZM66 22H68V21H66ZM66 22H65V24H66ZM70 22H71V20H70ZM83 22V21H82ZM164 22V21H163ZM169 22V23H170ZM24 23V24H23ZM40 23V24H41ZM44 23V22H43ZM59 23V22H58ZM84 23H85V21H84ZM115 23V22H114ZM129 23V22H128ZM135 24V25H138V24ZM152 23H153V21H152ZM155 23V22H154ZM173 23L171 24V25H173ZM179 23V24H180ZM197 23V22H196ZM31 24V22L29 23V25ZM40 24H39V26H40ZM57 24V23H56ZM64 24V23H63ZM62 24V25H63ZM64 24V25H65ZM71 24V23H70ZM77 24V23H76ZM82 24V23H81ZM98 24H100V23H98ZM97 24V26H95L94 25V23H93V27L95 26V27H100L99 25ZM109 24H112V27L113 28H106L107 29V32L108 31H112V29H115V33L117 32V24L115 25V24H113V22H110ZM108 24V25H109ZM145 23H144V25L147 27V25H146ZM158 24V23H157ZM168 24V23H167ZM193 24H195V22L193 23ZM10 25H9V29H10ZM18 25V26H19ZM47 25V24H46ZM45 25V26H46ZM50 25V24H49ZM67 25H68V23H67ZM79 25V24H78ZM91 25V24H90ZM90 25L88 24V27H90ZM101 25V24H100ZM103 25V24H102ZM115 25V26H114ZM123 25H124V23H123ZM125 25H126V23H125ZM128 25H130V24H128ZM131 25H133V24H131ZM154 25V24H153ZM237 25H239V23L237 24ZM243 25V24H242ZM15 26V25H14ZM17 26V25H16ZM34 25H32L31 26V29H33L32 27H33ZM35 26H37V25H35ZM44 26V27H45ZM53 26V25H52ZM66 26V25H65ZM65 26L63 27V28H65ZM111 26V25H110ZM139 26V25H138ZM145 26H144V28H145ZM162 26H163V23H162ZM162 26L161 27H158L159 28V31H160V29L162 30ZM170 26V25H169ZM189 26V25H188ZM195 25H192V27H194ZM7 27V26H6ZM5 27V28H6ZM30 27V26H29ZM29 27L27 26V28L29 29ZM42 27V26H41ZM114 27H116V28H114ZM135 27V26H134ZM142 27V28H141ZM151 27H152V30H150V31H152V32H149V34L151 33H153V31L155 32L156 30L155 29H157V28H155V29H153V26L151 25ZM172 27V28H173ZM190 27H191V25H190ZM239 27V26H238ZM242 27H245V26H242ZM20 28V27H19ZM18 28V29H19ZM52 27H50V29H51ZM54 28H55V26L53 27V32H51V33H53V36H52V38L51 39H54V35L55 36H58L57 34H59L60 35V33H58V32H60V31H58L57 32V34H54V33H56L55 31H54ZM59 28V27H58ZM62 28V29H63ZM122 28V27H121ZM120 28V29H121ZM127 28H129V27H127ZM164 28V27H163ZM171 28V26H170V29H172ZM241 28V27H240ZM246 28H248V27H246ZM11 29H12V27H11ZM10 29V30H11ZM30 29V30H31ZM35 29V28H34ZM33 29V30H34ZM49 29V28H48ZM61 29V28H60ZM67 29H68V27H67ZM75 29V28H74ZM73 29V30H74ZM82 29H83V27H82ZM104 29V28H103ZM124 29H125V26H124ZM140 29L141 30H143V26H142V24H141V26H140ZM149 29V28H148ZM164 29H167L166 27L164 28ZM177 29H179V27L177 28ZM231 29V28H230ZM244 29V28H243ZM5 30V29H4ZM4 30H3V32L1 31V29H0V37H1V34H3V33H5L4 32ZM6 30H8V29H6ZM5 30V31H6ZM10 30H8V31H10ZM25 31H27L26 29H24ZM41 30V29H40ZM47 30V29H46ZM55 30H56V28H55ZM59 30V29H58ZM72 30V29H71ZM128 30V29H127ZM175 30V29H174ZM239 30V29H238ZM237 30V31H238ZM240 30H242V29H240ZM8 31H7V33H8ZM12 31H14V30H12ZM11 31V32H12ZM15 31H17V29H15ZM14 31V32H15ZM20 31V30H19ZM22 31H23V29H22ZM24 31V32H25ZM77 31V30H76ZM103 31V32H102ZM101 32H102V36H103V33H104V30H102ZM135 31V30H134ZM166 31V30H165ZM165 31H163V32H165ZM176 31V30H175ZM222 31V30H221ZM220 31V32H221ZM224 31H225V29H224ZM234 31V30H233ZM236 31V32H237ZM258 31V30H257ZM262 31V30H261ZM24 32L22 33V32H20V34H22V35H20L19 34V36L21 37V38H23V34H24ZM27 32H29V31H27ZM34 32V31H33ZM32 32V30H31V35H35V34H32L33 33ZM39 32V31H38ZM44 32V31H43ZM49 32V31H48ZM63 32V31H62ZM106 32V34H109V35H113L112 33L110 34V33H107ZM113 33H114V31H112ZM120 32H123L122 31V29H121V31ZM128 33H130V30H128L127 31ZM137 33H138V31H136ZM144 33H146L145 31H143ZM162 31H160V32H158V33H161ZM162 32V33H163ZM170 33V32H172V30H169V28H168V31H167V33ZM174 32V31H173ZM258 32H260V31H258ZM264 32V31H263ZM17 34H18V32H16ZM35 33V32H34ZM50 33V32H49ZM124 33L125 32H123V34H122V36L123 37H126V36H124ZM132 33H133V31H132ZM132 33H130L131 34V36H130V34H129V37H127L128 38V40L129 41H133V38H131L130 39V37H132L133 35H135L134 33L132 34ZM140 33H142V32H140ZM143 33V34H144ZM179 33V32H178ZM222 34H223V32H221ZM225 33H227V31L225 32ZM224 33V34H225ZM234 33V32H233ZM25 34L26 35H28L29 33H26L25 32ZM36 34H39V33H37L36 32ZM48 33H46V35H47ZM83 34V33H82ZM148 34V35H149ZM151 34H150V37H151ZM164 34V33H163ZM162 34V35H163ZM172 34V33H171ZM180 34V33H179ZM264 34V33H263ZM262 34V35H263ZM6 35V37H5V40H6V38L8 39V37H12V34H11V36H9V34L7 35V34H5ZM14 35H15V37H14ZM30 35V34H29ZM41 35V34H40ZM65 35V34H64ZM116 35V34H115ZM114 35V36H115ZM117 35H118V37L117 38H119V41H118V39H117V41L118 42H120V40L122 39H120V37H119V32H117ZM144 35H146L147 36V34H144ZM166 35V34H165ZM164 35V36H165ZM226 35V34H225ZM234 35H236V34H234ZM237 35H238V32H237ZM252 35V34H251ZM3 36V35H2ZM8 36V37H7ZM18 36V35H17ZM43 36H45V34H43ZM42 36V37H43ZM51 36H49L48 35V38L47 39H49V40H51L49 37H51ZM99 36L100 35H98L97 37H98V40H99ZM104 36H107V38H108V35H105L104 34ZM103 36V40L104 41H106L107 42V40L109 39V38H112L111 36L108 38V39H104L105 37ZM136 36V35H135ZM140 36V35H139ZM143 36V35H142ZM139 37V39H137L136 40V38H135V42H132V44H131V46H133L134 45V43H138L139 42V44H137L136 43V45H134L133 46V48H136V46L138 47V48H136L137 50H132L131 48L132 47H130L129 46V51L128 50H125L124 48H126L125 47V45H122L123 43H121L120 44V47L122 46V48H117L116 50L119 52V49L121 50L120 52H121V54H123V56L122 57H126L127 59H130L131 58V60L130 61H132L133 62V60H132V57H128V56H130L129 54L131 53L132 54V52H136L137 51V53H138V51H139V58H141L140 57V53H141V51H142V47L144 46L143 44V40H144V36L143 37ZM157 36V35H156ZM155 36V37H156ZM168 36V35H167ZM218 36H220V35H218ZM224 36V35H223ZM254 36H255V33H254ZM256 36H258L257 34H256ZM24 37H25V35H24ZM27 37V36H26ZM32 37L33 36H31V39H32ZM97 37H94L96 40H97ZM137 37H138V35H137ZM148 37V36H147ZM155 37H153V38H155ZM158 37V36H157ZM157 37H156V39H157ZM169 37H170V35H169ZM171 37L173 38V40L171 41V40H168V43H165V42H167L166 40L165 41H163V39L161 38L160 39V41L162 40V42H163V44L161 43V45H162V47H161V51L162 50H165V52L167 51L168 52V50L169 49H171V48H169V45H171V44H173L172 45V47L174 48H172L171 50L173 51L174 50V52H175V50L179 47V44L181 45V41H179L180 43H178V40H177V36L175 37H173V34L171 35ZM170 37V38H171ZM214 37H215V35H214ZM213 37V38H214ZM221 37V36H220ZM232 37V36H231ZM238 37V36H237ZM13 38H16V34H13ZM12 38V39H13ZM35 38H38V37H35ZM35 38H33V39H35ZM56 38V37H55ZM90 38V37H89ZM94 38H90V39H94ZM165 38L166 39H168V37H166L165 36ZM164 38V39H165ZM179 38V37H178ZM212 38V39H213ZM249 38V37H248ZM258 38V37H257ZM2 39H4L3 37H1L0 38V40H2ZM102 39H101V37H100V41H102ZM115 39V38H114ZM143 39V40H142ZM152 39V38H151ZM184 39H185V37H184ZM211 39V40H212ZM216 39H218V38H216ZM251 39V41L253 40V37L252 38H250ZM14 41H15V39H13ZM23 40H26V39H24L23 38ZM22 40V42H24V43H26L25 41H23ZM28 40V39H27ZM26 40V41H27ZM38 40V39H37ZM40 40V39H39ZM48 40V41H49ZM97 40V41H98ZM148 40V39H147ZM153 40V39H152ZM151 40V41H152ZM174 40H175V43H174ZM180 40V39H179ZM245 40V39H244ZM247 40V39H246ZM11 41V40H10ZM43 41H44V39H42V43H43ZM47 41V42H48ZM97 41H95V42H97ZM113 41V40H112ZM115 41V40H114ZM117 41H115V43H113V42H111L110 44H107L108 45V47H109V45H110V47L108 48L107 46H106V48H108L109 50H108V55L106 54L107 52L106 51H104V53L106 54V55H104L103 54V56L101 57V58H103V59H105L106 60V58H105V56H107V60H108V62H109V58L111 59V61H112V59H113V61L114 62H116V63H113V61H112V65H114V64H117L118 62H120V59H118V57L120 56L119 55V53L117 52V54H118V56H117V54L115 53L116 52V50L115 51H113V50H111V49H113V47H112V43L113 44H116V42ZM123 41H124V38H123ZM126 41V40H125ZM125 41H124V43H125ZM128 41V42H129ZM154 41H155V39H154ZM154 41H153V43H154ZM159 41V42H160ZM222 41V40H221ZM249 41V40H248ZM19 42V41H18ZM41 42V41H40ZM50 42V41H49ZM51 42H53V40H51ZM109 42V41H108ZM127 42V41H126ZM158 42V43H159ZM188 42V41H187ZM254 42V41H253ZM13 43V42H12ZM30 43V42H29ZM35 43V42H34ZM39 43V42H38ZM37 43V44H38ZM41 43V44H42ZM100 43H102L103 44V42H100ZM105 43V42H104ZM140 43H143L142 45L143 46H140ZM152 43V44H153ZM170 43V44H169ZM183 43V42H182ZM213 43V42H212ZM215 43V42H214ZM217 43V42H216ZM214 44V46L213 47H211V48H209L208 50H206V53L204 54L203 53V55H197V56H195L194 55V53L193 52H191V49H192V45H191V49H189L190 50V52L191 53H193V55L191 54V56H190V58H188L189 59V61L187 62L188 64H186L185 63V65H183V64H181L180 65V63L178 64V63H176L175 65L178 67V69L179 70H177V68H176V66H172L171 68L173 69H171V71H170V73H171V75L169 76V74H168V77H170V78H167V76H164L163 77V75H165L166 73L164 72L163 73V71L161 70H159L160 69V64L162 65V69H163V67L164 66H166V65H164L163 66V64L160 62H158L157 60H158V57L155 59V61H154V63L156 62V63H158V65L155 63V67L153 68V63L151 64V62H153V60L150 62V60L152 59V58H150V59H148L149 60V62H150V64H148L147 62H143V57L145 56V55H143V57L141 58V59H143L142 61H139L140 59H138V61L139 62H142L143 64L144 63H147L145 66H146V69H143L144 67H143V65L140 67V65H141V63H140V65L138 64L137 66L136 65H133V63L132 62H129L126 58H125V60H124V62L125 63H127V61L130 63V67L132 68H130L129 67V69H130V71H127V73L126 74H128V75H125V76H127L128 77V79L126 78V77H123L122 78V80L123 81H126L125 83H126V85H128V87H126L125 88V91H126V89H127V91L125 92V91H123V93L121 92V97H120V99L119 100H117V103H118V107H119V110H120V112L122 111V112H124V117H121V119H120V121L114 126V128H116V129H114L113 130V133H111L112 131L110 130H108V129H105V130H103V133H111V135L112 136H114V138L113 139H115V138H117L118 139V137H120V139H119V141H122L123 140V142H125V143H128L129 142V140H128V138H134V137H136V139L134 140V142H132V143H128L127 145H122V146H112V147H107V148H99V149H97V150H95L96 149V147H95V149H94V154L92 155V158H93V156L94 155H99L98 157H95L94 159H92L94 162H93V165H92V167H91V170H90V172L86 175V170H87V168L86 169H84L83 171H81V170H79V172H78V174L76 175V172L75 171H73V170H66V169H64V164H62V163H60V164H55V163H53V161L52 162H50V161H48V160H46V159H44V158H41V157H39V156H37L38 154H36V153H34V155H33V153L31 154V153H27V152H25V151H22V150H16V152H19V153H22V154H26V155H29V156H31V157H35V158H37V159H40V160H42V161H45V162H47V163H49V164H51V165H53V166H55L57 169H59V170H61V171H63L66 175H67V177H68V179L70 180V182L78 189V191L80 192V194L82 195V197H83V199L85 200V202L88 204V206L95 212V213H97L98 215H100V216H102V217H104V218H106L107 220H109V221H111L113 224H115V225H117V226H119L121 229H123V230H127V231H129V232H131V233H133V234H136V235H139V236H142V237H151V238H155V239H182V240H193V239H197V238H202V237H207V236H212V235H215V234H220L221 232H223V231H226L228 228H229V224L228 223H225V219L227 218V217H229V214H226V215H224V214H217V213H215V214H212V215H205L204 214V211L206 210L205 208H203L202 206H200L201 205V203H200V201H202V200H199V201H193V202H195L194 204H192V203H190L189 205H190V207H192V209L191 208H188V209H191V213L190 214H192V215H195V217L194 218H192V220H189V221H186L185 223H165V224H163V225H159V227H155V228H141L139 225H135V227L134 228H130V227H127V226H125V225H122V224H119L114 218H113V216H112V214L115 212V211H113L112 210V206H110V204L109 203H104V202H102V201H96V202H91L90 201V199H89V194L87 193V196L84 194V192H83V190L81 191V189L78 187V184L79 183H82V182H84V181H86L87 179H88V177H89V175H90V173H91V171L93 170V168L95 167V164L102 158V157H105V156H107V157H110V156H118V157H121L122 156V158H128V157H131L132 155H129V153H130V151H132L133 152V150H135V149H141L143 146H145L146 145V143L148 144V141H149V139L150 138H153L154 137V139H155V141H157L160 137H161V135H162V130H164L165 131V126H166V124H168V117L170 116V117H173L174 115L173 114H175V111H170L169 113H167L166 114V112L168 111V110H170L171 108H173L172 110H174V109H176V107H179V109L177 110V112H180L181 113V115H186V114H188V111L190 110V109H185L184 107H183V105H184V102H186V103H188V104H194V103H196V101H198V100H200L202 97H205V96H211V98H209L210 100H213L214 99V97L216 96V97H219V96H222V97H225V95L227 94H225V92H227V91H231L230 89L232 88V87H234L233 85L234 84H236L238 81H239V79H242L243 81L245 80V79H250V83H252L251 85V89H247V85H250V84H247V85H244V83H249V82H246V81H248V80H246V81H244V82H240V86L238 85H236L237 86V88L239 89V95L240 96H244V95H247V94H249V93H252L253 94V92H255V91H260L261 93H262V89H264V68H262L261 69V71H259L258 73H249V72H247L248 71V69H247V64L246 63H244L243 62V57H242V55L241 54H243L242 53V50H246L247 49V47L246 48H244V49H242L241 48V52L240 51H238L239 49V47L238 48H236V47H228V46H225V45H221V44ZM22 44V43H21ZM37 44H35V45H37ZM40 44V45H41ZM84 44V43H83ZM82 44V45H83ZM89 44V43H88ZM102 44H100V45H102ZM105 44V45H106ZM155 44V43H154ZM160 44V43H159ZM166 45V49H164V47H165V45ZM243 44V43H242ZM252 44V43H251ZM258 44V43H257ZM257 44H255V42L253 43V45L255 46V48L257 47V49H260V47L261 46H259V45H257ZM47 45H48V43H47ZM49 45H50V43H49ZM85 45H86V43H85ZM139 45V46H138ZM156 47L158 46V44H157V42H156ZM155 45H153V46H155ZM160 45V46H161ZM183 45H186V44H183ZM215 45H217V46H215ZM234 45V44H233ZM238 45V44H237ZM245 45V44H244ZM252 45V46H253ZM263 45V44H262ZM29 46H30V44H29ZM87 47H90L89 45H86ZM97 46V45H96ZM103 46V45H102ZM124 46V47H123ZM126 46H128V45H126ZM149 46V49L151 48V49H154V47L151 45H148ZM160 46H158L159 48H160ZM175 46H178V47H175ZM188 46V45H187ZM189 46H190V44H189ZM115 47V46H114ZM141 47V48H140ZM171 47V46H170ZM194 47V46H193ZM38 48V47H37ZM58 48V47H57ZM60 48V47H59ZM67 48V47H66ZM68 50H70V52H64V53H67V56H66V58L64 57V59H62V60H65V59H67V57H69L67 60H65V61H68L69 63H67V62H62V63H67L66 65L67 66H64L63 68L65 69L64 71H62V68H60L61 70H59V73H55V79H59L60 78V75H61V77H64V79H66V77L67 78H71L72 76L71 75H73L74 73H72L71 72V70L72 69H74L75 67H76V69L77 68H79V70H80V72H82V71H84L85 69V66H86V68L88 67L90 70H91V67H89L90 65H92V63L91 62H94L96 59L93 57V56H95L97 53H95V55H94V51H92L93 53V55H91V52H90V54L89 55H86V57H85V54H84V57L85 58H83V59H81V60H79L78 58V60H79V62H78V60H76V56L75 55H77V53H75V55H74V52H75V49L73 50L74 52H72V44H70L69 46H68ZM80 48H82V47H80ZM99 48H101V47H99ZM104 48H105V46H104ZM105 48V49H106ZM139 48L141 49V50H139ZM147 48V47H146ZM144 49V53L145 54H147V52H148V50L149 49ZM159 48H158V50H159ZM176 48V49H175ZM183 48V47H182ZM196 48V47H195ZM262 48V47H261ZM22 49V48H21ZM30 49H31V47H30ZM36 49V48H35ZM46 49V48H45ZM65 49V48H64ZM82 49H84V48H82ZM86 49V48H85ZM84 49V50H85ZM92 49V48H91ZM95 49H97V48H95ZM94 49V50H95ZM101 49H103V48H101ZM100 49V51L102 52V50ZM105 49H103V50H105ZM122 49H124L125 51H127V53H126V55L127 56H125V51H123L122 52ZM156 49V48H155ZM197 49V48H196ZM20 50V49H19ZM18 50V52H19V54H20V51ZM49 50V49H48ZM77 50V49H76ZM87 50H88V48L86 49V52H87ZM132 50V51H131ZM147 50V51H146ZM157 50V52L155 53V52H153V54H148V55H153L154 57L157 55H159V57H161L162 55H160V54H158V51ZM179 50V51H178ZM178 52H181L182 51V49H180V48H178ZM244 50V51H245ZM25 51V50H24ZM24 51H22L23 52V54L24 53H26V52H24ZM50 54H51V48H50ZM53 51V50H52ZM59 51H61V49L59 50ZM79 50H77L76 52H78ZM97 51H99V49H97ZM97 51H95V52H97ZM110 51V52H109ZM152 51H154V50H152ZM152 51H151V53H152ZM172 51H169L172 55H170V54H168V55H170V56H173L175 53H178V52H175L174 54L172 53ZM185 51V50H184ZM194 51V50H193ZM17 52V53H18ZM39 52V51H38ZM46 52V51H45ZM71 52H72V54H71ZM100 52V53H101ZM143 52V51H142ZM150 52V51H149ZM197 52H199L198 50H197ZM203 52V51H202ZM28 53V52H27ZM31 53H32V50H31ZM30 53V54H31ZM41 53V52H40ZM43 53H44V51L42 52V56H44L43 55ZM57 54L59 53L58 52V49H57V52H56ZM55 53V54H56ZM69 53H70V55L71 56H69ZM103 53V52H102ZM116 54V56L117 57H115V54ZM137 53H134L133 55H134V57L136 56L135 54H137ZM163 53H164V51H163ZM163 53H161V54H163ZM189 53V52H188ZM258 52H256V54H257ZM10 54H12V53H9V55H8V53H6V55H8L9 57H12V59H13V56H11ZM80 54V56H81V54L82 53H79ZM186 55V53H184L183 52V55ZM198 54V53H197ZM4 56H5V54H3ZM12 55H14V54H12ZM26 55V54H25ZM47 55H49V53L47 54ZM72 55H74L73 57H72ZM91 55V56H90ZM148 55H147V57H148ZM187 55H189V54H187ZM19 56V55H18ZM31 56V55H30ZM39 56V55H38ZM37 56V57H38ZM56 56V55H55ZM91 57V61L90 62H88V61H86V60H84V59H86V58H89V57ZM97 56V55H96ZM95 56V57H96ZM100 56H101V54H100ZM153 56H150V57H153ZM164 56V55H163ZM167 55L165 54V58L167 59V57H166ZM232 56V59L230 58ZM9 57H8V62H10L9 61ZM26 56H24V58H25ZM40 57V56H39ZM45 57H46V55H45ZM51 57V56H50ZM63 56H60V58H62ZM83 56H81V57H79V58H82ZM153 57V58H154ZM175 57H178V56H176V54L174 55V58ZM182 57V56H181ZM6 58V57H5ZM27 58H29V57H27ZM32 58H33V56H32ZM36 58V57H35ZM34 58V59H35ZM57 58V57H56ZM55 58V59H56ZM70 58H72L71 60H70ZM93 58V59H92ZM97 58V57H96ZM114 58H116V59H114ZM123 58V59H124ZM138 57H136L135 59H137ZM145 58H146V56H145ZM169 58V57H168ZM183 58V57H182ZM187 58V57H186ZM185 58V56H184V60L186 59ZM15 59V58H14ZM43 59V58H42ZM42 59H41V61H42ZM48 59H50V58H48L47 57V60ZM103 60V59H100V58H97V60ZM118 59V61H116ZM170 59H171V57H170ZM177 59V58H176ZM178 59H179V57H178ZM182 59V60H183ZM16 60V59H15ZM24 60V59H23ZM29 60V59H28ZM47 60L45 59V61H43V62H45L44 63V65L46 66V64H47ZM51 60V59H50ZM53 60V59H52ZM77 61L78 63H80V61H81V68H82V66H84L83 68H82V70L80 69V66H78L79 64H77L76 66L73 64L74 63V61ZM88 60V59H87ZM98 60V63L96 64L95 63V65H97L96 67H95V69H97V73H98V70L100 69V72H104V70L105 71H108V70H110L111 69V71L113 70V75L115 74V73H117L118 71H120V69H117V68H113L112 69V65L111 64H106V63H104V62H106V61H103V62H100ZM181 60V59H180ZM187 60V59H186ZM21 61V60H20ZM24 61H26V60H24ZM24 61H22L23 62V64H25V62ZM29 61H31V60H29ZM38 61H39V58H38ZM41 61H39V63L41 64ZM56 61V60H55ZM111 61L109 62V63H111ZM138 61H137V63H138ZM171 61V60H170ZM172 61H173V59H172ZM175 61V60H174ZM179 61V60H178ZM8 62H5V63H8ZM22 62H20V63H17V61H15V63H17V65H18V68H22V66L20 65V64H22ZM43 62H42V64H43ZM56 62H58V61H56ZM60 62V61H59ZM70 62H73L72 64H70ZM82 62H87L86 64L84 63H82ZM97 62V61H96ZM182 62V61H181ZM14 63V62H13ZM13 63H12V65H13ZM26 63H28L27 61H26ZM32 63V62H31ZM31 63H29V65L31 64ZM37 62H34V63H32V64H35L37 67H36V69L38 70V69H40L39 70V72L41 71V70H45V66H43L44 68H39L40 66V64L39 65H37L36 64ZM48 63H50V61L48 62ZM53 62H51V64H52ZM88 63H89V66H87L88 65ZM136 63V62H135ZM136 63V64H137ZM164 63V62H163ZM171 63V62H170ZM170 63H168V64H170ZM184 63V62H183ZM51 64H49V65H51ZM55 64V63H54ZM57 64V63H56ZM94 64V63H93ZM99 64V65H98ZM124 64V63H123ZM167 64V66H169ZM6 66L8 65V64H5ZM11 64L9 63V66H10ZM21 67H20V66ZM48 65V64H47ZM72 65V66H71ZM120 65V64H119ZM133 67H132V66ZM150 65H152V67L150 66ZM173 65V64H172ZM32 66V68H33V65H31ZM41 66V67H42ZM58 64H57V67H56V65L54 66V67H56L57 68V71L56 72H58ZM61 67H62V65H60ZM78 66V67H77ZM94 66V65H93ZM115 66V65H114ZM123 66V65H122ZM135 66V67H134ZM149 66H150V68H149ZM170 66H171V64H170ZM16 67V66H15ZM25 66L23 65V68H24ZM28 67V65H26V68ZM52 67V66H51ZM65 67H67V69L65 68ZM69 67V68H68ZM158 69H157V68ZM6 68H8V67H6ZM12 68V67H11ZM23 68L20 70V72L21 71H23ZM29 68V67H28ZM27 68V69H28ZM31 68V67H30ZM29 68V69H30ZM48 68V67H47ZM87 68V69H88ZM105 68V69H104ZM120 68V67H119ZM147 68H149V69H147ZM157 69V71H158V74H154V76H152L151 74V77H150V75H148L147 73V75L145 74V70H148L150 73L154 70V69ZM27 69H25V76H27V75H30L31 76V74L30 73H32L31 72V69L30 70H27ZM48 69H51V68H48ZM47 69V70H48ZM87 69L85 70V71H87ZM101 69H103V71L101 70ZM108 69V70H107ZM128 69V68H127ZM128 69V70H129ZM140 69H142V70H144L143 72L144 73H141L142 72V70L140 71ZM175 69V70H174ZM14 70H16L15 68H14ZM19 70V69H18ZM32 70H34V69H32ZM36 70V71H37ZM47 70H45V72L47 71ZM67 70V71H66ZM68 70H70V73H72V74H70L69 72H68ZM78 70V69H77ZM92 70L93 71H96V70H94V67H92ZM92 70H91V72H90V74H94L95 72H92ZM114 70H115V72H114ZM166 70V69H165ZM169 70V69H168ZM167 70V71H168ZM11 71V70H10ZM52 71V72H51ZM55 70L54 69H52V70H49L48 71V75H51L53 72H54ZM76 70L74 69V71L73 72H75ZM111 71H109V72H111ZM123 71V70H122ZM122 71H120V72H122ZM156 71V70H155ZM24 72V71H23ZM23 72H21V74L23 73ZM34 72V71H33ZM38 72V71H37ZM43 72V71H42ZM42 72H40V73H42ZM65 72V73H64ZM77 72V71H76ZM75 72V75L77 74ZM79 72V71H78ZM88 72V71H87ZM126 72V71H125ZM161 72H162V74H161ZM169 72V71H168ZM237 72H241V73H239V75H236V73ZM10 73V72H9ZM12 73H13V71H12ZM66 74L65 76H63L64 74ZM84 73V72H83ZM106 73V72H105ZM105 73H103V74H101V76L103 75H106ZM112 73V72H111ZM110 73V74H111ZM2 74V73H1ZM5 73H3V75H4ZM7 74H8V72H7ZM24 74V73H23ZM33 75L35 74V73H32ZM37 75H41V74H38V73H36ZM42 74H45L44 72L42 73ZM79 74V73H78ZM77 74V75H78ZM82 74V73H81ZM93 74L91 75V76H93ZM99 74V73H98ZM100 74H99V76H100ZM248 74H250V76L248 75ZM2 75V77H4ZM6 75V74H5ZM17 75H18V71H17ZM17 75H15V76H17ZM46 76V77H48L49 78V76ZM52 75H54V74H52ZM58 75V76H57ZM69 75V76H68ZM76 75V76H77ZM86 75V74H85ZM95 75H96V73H95ZM112 75V74H111ZM111 75H108V77L109 76H111ZM116 75V74H115ZM233 76V78H230L229 79V81H226L228 78H225V76ZM251 75H253V76H251ZM24 76V75H23ZM30 76H27V77H30ZM42 76V75H41ZM76 76H75V78H73V80L75 79L76 80ZM82 76H84V75H82ZM88 76H90V75H88ZM98 76V75H97ZM117 76H118V74H117ZM117 76L116 77H114V76H112L111 78H114V82L116 81V80H118V86L119 87H117V89H119L120 88V86H121V82H119V80L121 79H119V78H117ZM2 77H0V78H2ZM7 78H8V75L6 76ZM20 77V75L19 76H17V79L15 80V81H20V79H21V81H23L22 80V78H24V80H26L25 79V77H22V75H21V78L20 79H18ZM34 77V79L35 80H38V79H44V78H37L36 79V77L35 76H33ZM37 77H39V76H37ZM52 77V76H51ZM58 77V78H57ZM78 77H81V76H79L78 75ZM78 77H77V79H78ZM96 77V76H95ZM94 77V78H95ZM107 77V76H106ZM106 77H104V78H106ZM120 77V76H119ZM54 78V77H53ZM71 78V79H72ZM94 78H93V80H94ZM102 78V79H101ZM100 79V81H102V80H104L103 79V77H101ZM116 78V79H115ZM126 78V79H125ZM28 79V78H27ZM50 79H52V78H50ZM62 79V78H61ZM71 79H69V80H71ZM80 79V78H79ZM78 79V80H79ZM96 79H98V78H96ZM110 79V78H109ZM252 79V80H251ZM49 80V79H48ZM47 80V81H48ZM69 80H67L68 82H69ZM77 80V81H78ZM107 79H105L104 80V82L106 81ZM234 80V81H233ZM1 81H2V79H1ZM14 81V82H15ZM32 81H33V83L35 84V82L36 81H34L33 79H32ZM39 81V80H38ZM63 81V82H62ZM76 81V82H77ZM84 82H85V78H84V80H83ZM92 80H90V82H91ZM99 81V80H98ZM122 81V82H123ZM4 82V81H3ZM6 82V81H5ZM9 82H10V80H9ZM25 82H27V81H25ZM41 83H42V80L40 81ZM51 82H52V80H51ZM51 82H49V83H51ZM61 82L62 83H64V82H66V81H64V80H61ZM72 82V81H71ZM76 82H74V83H76ZM82 82V81H81ZM81 82H80V85L82 86V84H81ZM89 82V83H90ZM95 82V80L93 81V83ZM103 82V81H102ZM102 82H100V83H102ZM103 82V83H104ZM111 82V81H110ZM7 83V82H6ZM16 83V82H15ZM14 83V84H15ZM30 83H31V81H30ZM37 83V82H36ZM40 83V84H41ZM55 83V82H54ZM59 83V82H58ZM57 83V84H58ZM62 83H60L61 85H58L59 86V88H57V89H60L61 88V86L63 85ZM73 83V82H72ZM103 83H102V85H100L99 84V82H98V85H100V86H104L103 85ZM119 83H120V85H119ZM124 83V84H125ZM1 84V83H0ZM8 84V83H7ZM11 84H13V83H11ZM11 84H8V85H6V84H3L2 86H4L2 89L0 88V94H4V96H5V93L6 94H8L7 93V91L8 90H6L7 89V87H10L9 85H11ZM22 84V83H21ZM27 84L29 85V83L27 82ZM38 84V83H37ZM56 84V83H55ZM107 84H109V83H107ZM106 83H105V85H106V87H104V89L105 90H109L107 87H108V85H107ZM239 84V83H238ZM23 85H25L24 83H23ZM27 85V86H28ZM31 85H33V84H31ZM47 86H46V88L45 89H48V91L50 90V88H52L51 87V85H53V84H51L50 86L48 85V83L46 84ZM76 85V84H75ZM86 84H84V86H85ZM91 85V84H90ZM115 85H116V83H115ZM123 85V84H122ZM203 85H207L208 86V88H205L204 90H203ZM256 85V86H255ZM27 86H26V89H27ZM36 87L37 86H39V85H35ZM44 86H45V83H44ZM66 86V83L62 86V87H65ZM72 86H74V85H72ZM79 86V84H77V86L76 87H78ZM83 86V87H84ZM87 86H88V83H87ZM92 86H94V85H92ZM111 86V85H110ZM1 87V86H0ZM13 86H11L10 88H12ZM54 87V86H53ZM66 87H70V86H66ZM86 87V86H85ZM99 87V86H98ZM112 87V86H111ZM240 87H241V90H240ZM9 88V89H10ZM28 88H29V86H28ZM35 88V87H34ZM43 88V87H42ZM56 88V87H55ZM79 89H81L80 87H78ZM78 88L77 89H75L74 88V90H75V92H76V90L78 91V92H80L79 90H78ZM88 88V87H87ZM86 88V89H87ZM102 88V87H101ZM107 88V89H106ZM113 88V87H112ZM235 88V87H234ZM22 89V88H21ZM31 89V88H30ZM40 89H41V87H40ZM45 89H43L45 92H44V94H46L47 92H46V90ZM56 89V90H57ZM67 89V88H66ZM70 89H73L72 87L70 88ZM83 89V88H82ZM95 89V88H94ZM98 89V88H97ZM111 89V88H110ZM121 89V88H120ZM243 89H247V90H245V91H243ZM32 91H34L33 90V88L31 89ZM38 89L36 88V91H37ZM85 89H83L82 91H84ZM122 90V89H121ZM120 90V91H121ZM25 91V90H24ZM27 91V90H26ZM36 91H34V94H32V92L31 91H29V92H31V94L32 95H28L27 94V98H25L26 100H25V104H28L27 105V107L25 106V104H24V106L26 107V108H29L30 110H31V106H34L33 108H35V105L37 104V102H38V99L41 97V95H40V97L39 96H37V93L38 92H36ZM40 91V90H39ZM52 91H54L53 89H52ZM59 91V90H58ZM60 91H61V89H60ZM59 91V92H60ZM64 91V90H63ZM66 92H63V94L65 93H67V90H65ZM70 91V90H69ZM68 91V92H69ZM86 91H88V90H86ZM85 91V92H86ZM90 91V90H89ZM88 91V92H89ZM92 91V90H91ZM97 91V90H96ZM120 91H119V93H120ZM23 92V91H22ZM41 92V91H40ZM62 92V91H61ZM95 92V91H94ZM165 92V93H164ZM24 93V92H23ZM58 93V92H57ZM77 93V92H76ZM91 93V92H90ZM40 94H43V92H41ZM49 94V93H48ZM47 94V95H48ZM60 94V93H59ZM69 94H71V93H69ZM75 94V93H74ZM80 94V93H79ZM9 95V94H8ZM39 95V94H38ZM77 96H78V94H76ZM80 95H83L82 93L80 94ZM79 95V96H80ZM86 95V94H85ZM89 95V94H88ZM199 95V96H198ZM19 96V95H18ZM43 96V95H42ZM45 96V95H44ZM43 96V97H44ZM64 96V95H63ZM71 96V95H70ZM92 96V95H91ZM162 96H164V97H162ZM6 97H8V96H5V99H8V98H10V96L8 97V98H6ZM26 97V96H25ZM53 97V96H52ZM55 97V96H54ZM57 97H59V95H57ZM61 97H62V95H61ZM69 99H68V98ZM74 97V96H73ZM73 97H71V98H73ZM76 97V96H75ZM81 97H83V96H81ZM86 96H84V98H85ZM2 98V97H1ZM21 98V97H20ZM23 98H24V96H23ZM49 98V97H48ZM56 98V97H55ZM54 98V99H55ZM62 98H64V97H62ZM62 98L60 99V97L59 98H56V99H60L59 101L61 102L62 101ZM66 98H67V101L65 102L64 100H66ZM68 95L65 97V99L63 100V104L64 103H66L67 104V106H71L72 108H74L75 110L77 109H80L81 107H82V109H83V106L82 105H84L85 103L84 102H86V101H84V98H83V100H80V98L79 99H76V98H74V100L73 99H71ZM207 98V97H206ZM259 98V97H258ZM43 99V98H42ZM55 99V100H56ZM82 99V98H81ZM136 99H138V100H142L145 104H146V108H144L145 110L143 111V110H141V111H143V112H140V113H138L139 114V116L138 117H133L134 116V114L135 115H138V114H136L137 112H135L134 111V102H136L137 100ZM223 99V98H222ZM10 100V99H9ZM35 100H37V101H35ZM41 100V99H40ZM48 100V99H47ZM46 99L45 100H43V102L42 103H44V101L46 102V105H45V103H44V105L45 106H54V105H56L55 104V102H53L54 100H51V96H50V100H48L47 101ZM86 100V99H85ZM256 99H250V100H248L247 102L248 103H246V104H244V106H243V110H245L246 112H248L247 111V109L246 108H248V107H250V106H254L255 105V101ZM8 101V100H7ZM57 101V100H56ZM82 101V102H81ZM89 101V100H88ZM22 102V101H21ZM21 102H19V104L21 103ZM41 101H39V104H37L36 105V108L37 109H40V108H42L43 110L45 109L46 111L47 110H49V109H46V108H43V104H41L40 103ZM206 102V101H205ZM209 102V101H208ZM222 101H218V102H215L214 101V103H208L207 104V106L209 107V109L210 110H213L215 107H218L219 105H217V104H219V103H221ZM59 103V102H58ZM62 103V102H61ZM84 103V104H83ZM30 104V105H29ZM62 104V105H63ZM87 104L88 103H86V106H87ZM205 104V103H204ZM18 105V104H17ZM21 105H23L22 103H21ZM39 105H43L42 107L40 106V108L38 107ZM161 105H163V106H161ZM60 106V105H59ZM66 105H64L63 107H65ZM85 106V105H84ZM85 106V107H86ZM19 107V109H20V106H18ZM25 107H21L22 109L23 108H25ZM62 107V108H63ZM192 107V106H191ZM230 107V106H229ZM61 108V107H60ZM70 108V107H69ZM187 108H189V107H187ZM226 108V107H225ZM224 108V109H225ZM227 108H228V106H227ZM59 109V108H58ZM58 109H56V106H54V108L53 109H51V116H59L60 115V113L62 112V111H60V110H58ZM81 109V110H82ZM159 109V110H158ZM185 109V110H184ZM192 109V108H191ZM21 110V109H20ZM24 110V109H23ZM76 110V111H77ZM158 110V111H157ZM182 110H184V114L182 113ZM24 111H26V110H24ZM33 111V110H32ZM32 111H31V113H32ZM37 112L39 111V110H36ZM35 111V112H36ZM42 111V110H41ZM154 111H157L156 113L154 112ZM219 111V110H218ZM217 111V112H218ZM28 112V111H27ZM42 112H45V111H42ZM155 113V116L153 117V119L151 120V118H152V113ZM24 113V112H23ZM22 113V114H23ZM29 113V112H28ZM40 113V112H39ZM21 114V115H22ZM26 114V112L24 113V115ZM33 114V113H32ZM31 114V115H32ZM28 116H29V114H27ZM27 115H25V117L27 116ZM39 115H41V114H37V116L39 117ZM23 116V115H22ZM27 116V117H28ZM118 116V115H117ZM24 117V118H25ZM41 117V116H40ZM23 118V119H24ZM59 118V117H58ZM129 119V120H126V119ZM175 118V117H174ZM176 118H178V117H176ZM26 119V118H25ZM194 119H196V118H194ZM151 120V121H150ZM264 120V117H262L261 118V121H263ZM26 123V122H25ZM261 124H262V122H258L257 124H252L251 126H250V129H246V130H239V134L237 135V134H235L234 132V134L237 136V138H236V136H234V134L233 133H231L230 135H228V136H226L225 137V139H224V141H227L228 142V140H231V141H233L234 143H235V146L237 145L236 143L237 142H239V141H241V142H243V141H247L248 142V146H251L252 144H255L256 143V145H258L259 144V141H256V137H257V135H259L260 133L262 134L263 132H264V130L262 129V126H261ZM162 125H163V127H162ZM249 125V124H248ZM158 126H159V128H158ZM217 126V125H216ZM175 127V126H174ZM104 128V127H103ZM156 128V129H155ZM179 128V126H177L176 127V129L174 128V130L176 131L177 129ZM166 129H168V128H166ZM93 130V129H92ZM101 130V129H100ZM169 131H168V133H169V135H173V131L174 130H172V128L171 129H168ZM234 130V129H233ZM90 131V130H89ZM88 131V132H89ZM181 131V130H180ZM179 131V132H180ZM208 130L207 131H205V133L203 134V135H205V136H210V135H217L218 133V130H210L208 133ZM92 133V132H91ZM99 133V132H98ZM161 133V134H160ZM87 134V133H86ZM96 134V133H95ZM175 134V133H174ZM260 134V135H261ZM264 134V133H263ZM101 135V134H100ZM180 135V134H179ZM186 135V134H185ZM187 135H189V132H188V134ZM94 136V135H93ZM105 136V135H104ZM139 136V137H138ZM177 136H178V134H177ZM58 137H59V139H62L63 137H62V135L61 134H59L58 135ZM138 137V138H137ZM84 138V137H83ZM96 138V137H95ZM91 139V138H90ZM169 139V138H168ZM63 140V139H62ZM177 140V139H176ZM175 139H174V141L175 142H172V143H170V147L171 146H173V145H175V144H173V143H176V142H178V141H176ZM179 140V139H178ZM106 141V140H105ZM114 141V140H113ZM151 142V141H150ZM154 142V141H153ZM159 142V141H158ZM167 142V141H166ZM222 142V141H221ZM189 144V143H188ZM165 143H162V142H159V143H156V147L157 146H159L158 148H157V150L155 151L154 149H150V147H151V145H149L148 147H146L145 149H144V151H149L150 152V150H153L157 155H156V157L157 158H159L161 161H164V162H166L167 164H168V166L169 167H172V168H178V165H180L179 164V160H181V158L178 156V153H180V152H178V151H176V149L175 148H173L172 147V149H174V150H172V151H170V148H168V149H165ZM263 145H264V143H263ZM89 146H93V144L92 143H90L89 144ZM191 146V145H190ZM195 146V145H194ZM193 146V147H194ZM235 146L233 147V148H235ZM238 146V145H237ZM41 147H43V146H41V145H37V144H35V149L36 150H34V151H40V149H41ZM62 147V146H61ZM175 147H177V146H175ZM232 147V146H231ZM44 148V147H43ZM232 148V149H233ZM248 148V147H247ZM262 148V147H261ZM195 149V148H194ZM13 150H15V149H13ZM193 150V149H192ZM231 150V149H230ZM51 151V150H50ZM96 151V152H95ZM145 152V153H146ZM148 152V154L149 155H147L146 154V159L147 160H149V158H152L153 156H151V153H149ZM259 153H261L260 155V157L255 161V160H253L252 161V165H253V168L252 169H250L249 170V172L250 173H256V174H259L260 172L259 171H261L262 170V167L264 166V150H261ZM48 155H50L49 153H47ZM64 154V153H63ZM153 154V153H152ZM181 155H182V153H180ZM253 154V153H252ZM53 155H59V151L58 150H53ZM128 156V157H127ZM183 156H185V157H187V158H189L188 160H190L191 158H190V156L188 155V154H184ZM90 159V160H91ZM90 162V161H89ZM109 163V162H108ZM244 162H243V164H242V162H240V166H244ZM248 165V164H247ZM75 166V165H74ZM88 167V166H87ZM84 168V167H83ZM79 169V168H78ZM81 169V168H80ZM264 169V168H263ZM149 170V169H148ZM174 173H170V175L168 174V177H167V180L165 179V182H167V181H169L171 178L173 179V177H175L176 175H177V173H176V171L174 170L173 171ZM238 172H240V171H238ZM134 174V173H133ZM166 176V175H165ZM137 174H134L133 175V178L135 179V180H137ZM82 178V180H80ZM168 183V182H167ZM162 185H163V183H162ZM165 186V185H164ZM163 188V187H162ZM166 188V187H165ZM164 188V189H165ZM163 189V190H164ZM55 192L56 191V187L54 186V185H52V183H50L47 179H45V178H43V177H41V176H38L37 174H34V173H30V172H27V171H24V170H21V169H18V168H12V167H9V166H4V165H0V234L1 235H3V236H18L20 233H21V231L23 230V228H24V222L23 221H32L34 218H36L39 214L41 215V211H40V209H39V207H38V210L37 209H35V208H32V207H29V206H27V205H24V204H22V203H16V204H11L10 202H12L11 201V199L12 198H18L19 200H21L22 201V198H26V199H28L27 198V195L28 196H33V195H31V192H36V193H39V194H42V195H48V193L49 192ZM92 192H94L95 193V191L94 190H91ZM91 192V193H92ZM243 192V191H242ZM160 193V192H159ZM180 194H182V191H181V193H176V197H179L180 198ZM185 194V193H184ZM26 195V196H25ZM163 195V194H162ZM164 196V195H163ZM237 196V195H236ZM176 197H169L167 200H165V201H163V203L166 205V207H169V209H174L175 207H178V204H177V200H178V198H176ZM239 198V197H238ZM215 199V198H214ZM29 200V199H28ZM113 200V199H112ZM23 202V201H22ZM162 203V204H163ZM169 203V204H168ZM218 203V201H216L215 202V204H217ZM180 206H182V207H184L185 205H183L182 204V202H180ZM211 204V203H210ZM196 205H198V206H196ZM226 205L227 204H224V206L222 207V206H220L219 207V211L218 212H223V211H225V210H227V209H225V208H227L226 207ZM163 207V205H161V207L160 208H162ZM186 208V207H185ZM221 209V210H220ZM149 210V209H148ZM36 213H37V215H36ZM163 213V212H162ZM22 215H24V216H22ZM34 215V217H33V219L32 220H30V219H28L29 217L31 218V216H33ZM169 215V214H168ZM22 217H25V218H22ZM159 217H161V218H166V214L164 213V214H161V212H160V216ZM187 218V217H186ZM186 218H185V220H186ZM191 218V217H190ZM162 220V219H161ZM180 221V220H179ZM168 222V221H167ZM174 222V221H173ZM176 222H178V221H176ZM128 226H130V225H128ZM11 227H14V228H16L15 230H11V233H10V230H9V228H11ZM32 239H33V242H34V246L31 248V250L29 251V253H27L26 255H24L23 257H21V258H19V259H15V260H5V259H2V260H0V264H75L76 263V261H77V258L80 256V254H82V252H88V253H96V255H97V259L99 260V261H104V258H103V256H99V254L97 253V251L95 250V248L94 247H92L89 243H87L85 240H83V239H81V238H79V237H77L76 235H73V234H71V233H69V232H67V231H64V230H62V229H53V230H51L50 232H41V233H38V234H36L35 236H33L32 237ZM12 240V239H11ZM7 241H10V240H4V239H2V238H0V247L1 246H3L2 245V243L3 242H7ZM262 247H264V240L257 246V247H255V248H253V249H251V250H249L248 252H246V253H243V254H241V255H238V256H236V257H234V258H232V259H230V260H227V261H224V262H221V263H217V264H255V261L253 260V256L257 253L256 251H258L259 249H261ZM255 258V257H254Z\"/></svg>","mask_w":264,"mask_h":264},{"label":"water","instance_id":"obj_3","mask_svg":"<svg viewBox=\"0 0 264 264\" xmlns=\"http://www.w3.org/2000/svg\"><path fill=\"white\" fill-rule=\"evenodd\" d=\"M251 84L246 86L247 89H251ZM258 99L262 110L256 108L257 117L250 124L262 122L264 130V120L261 121L264 114V89ZM154 112L151 120L155 116ZM238 128L233 130L237 135ZM263 133L256 137L258 145L255 143L248 146L247 141H239L236 149L229 150L228 157L247 165L248 149L250 154H257L264 149ZM98 156L94 155L92 159ZM92 159L86 175L93 165ZM0 165L37 174L56 187L55 192H49L46 196L31 192L33 196L27 195L29 202L11 199L10 203L13 205L22 203L37 210L39 207L41 215L32 221H23L21 233L15 239L2 243L0 260L23 257L34 246L33 236L53 229H62L85 240L104 258V261H99L95 252H82L75 264H217L248 252L264 240V186L259 187L258 192L240 212L231 214L224 220L229 228L220 234L187 241L155 239L123 230L95 213L67 175L45 161L0 145Z\"/></svg>","mask_w":264,"mask_h":264},{"label":"flooded vegetation","instance_id":"obj_4","mask_svg":"<svg viewBox=\"0 0 264 264\" xmlns=\"http://www.w3.org/2000/svg\"><path fill=\"white\" fill-rule=\"evenodd\" d=\"M201 109H203L204 110V113H207L208 112V115H207V117H205V119L204 120H208V122L207 123H205V125L203 126L204 128H207V129H211V128H214L213 127V125H210V123H209V121H210V119H212L213 117L215 118V117H217V116H215V114H214V112L212 113V111H210L209 110V107L208 106H206V105H203L202 106V104H201V106H200V108L198 107V108H196V110H194L195 111V113L193 114L192 113V109H190L189 111H188V114H187V117H190L192 114H193V116L195 117V118H197L198 120L199 119H202V115H204V113H202V114H198L199 113V111L201 110ZM217 109V108H216ZM212 114V115H211ZM216 114H218V113H216ZM197 116V117H196ZM224 116V115H223ZM221 117H222V115H221ZM200 122V120L196 123V124H198ZM195 126H191V128H194ZM196 127H198V126H196ZM158 128H159V126H158ZM200 128H202V127H200ZM188 131H190L189 129H188ZM186 134V133H185ZM186 138H188L186 135L184 136V139H186ZM224 149H226V147H224ZM224 151V150H223ZM226 156H228V155H225V156H223V158H219L218 157V155L217 156H211V155H208V154H206V155H202V156H200V157H198V159L197 160H194V161H191L192 163H190V161L189 160H187V159H185L183 162L181 161V160H179L180 162H179V164L180 165H182L181 163H184V169L186 170V169H189L188 171H187V173H190V172H192L191 174H192V176H190V179H188V182L185 180L184 181V189H186L185 191H186V193L184 194V196H182L183 198H185V199H191V200H196V201H199V200H202V201H200V203H201V205H207V207L205 208L206 210L204 211V214L205 215H212V214H215V213H217V214H224V215H226V214H228V213H232V212H240L245 206H243V207H241V208H239V207H236V208H232V207H234V205H236V204H234L236 201H238L241 197H242V195H241V193L239 192L238 193V195L237 194H235V191H234V189L236 188V186H237V188H239V186L238 185H235L234 187H233V189L232 190H230V189H228V188H224V187H222L221 186V184L220 183H222V181H221V178H222V180L224 179V178H226V172H227V170L228 169H231V168H229V163L228 162H226L224 159L226 158ZM159 159V158H158ZM105 161V160H104ZM104 161H102V162H104ZM148 161V160H147ZM159 162L158 163H163V161H161L160 159L158 160ZM209 161H211L212 163H210V164H215V166L218 164V167H220V169L221 170H218L217 172H218V175H217V179H214V180H211L210 179V175H209V171L211 172V170H207V172H205V165H203V163H205V162H209ZM101 162V161H100ZM118 162V161H117ZM117 162H115L114 163V165H117L118 163ZM99 163V162H98ZM98 163H96L95 164V166L98 164ZM112 164H113V162H112ZM148 164V163H147ZM147 164H145V167L147 168V169H149V167L150 166H148ZM209 164V165H210ZM226 164L228 165V166H226ZM248 164V166H249V170L250 169H252L253 168V165H252V163H247ZM119 165V164H118ZM180 167V166H179ZM182 167V168H183ZM95 168V167H94ZM94 168H93V170H94ZM146 168H144V169H146ZM92 170V171H93ZM196 173V174H195ZM194 174V175H193ZM251 174H253V173H251ZM202 176V177H201ZM200 178H202L201 180H200ZM165 177L164 178H159L158 179V186H160V184L161 183H165L164 181H165ZM259 180V183H261V184H263V186H264V181H262V180H260V178H258ZM217 180H219V182L217 181ZM128 182H132L131 180H129ZM157 182H154V184H156ZM168 183H170V181L168 182ZM167 183V184H168ZM166 184V185H167ZM217 185H219V187H217ZM89 187V186H88ZM86 187V186H84L83 187V192H84V194L87 196V193L89 194V199H90V201H93V202H98V201H102V202H104V203H109L108 201L106 202L105 200H106V198L107 197H103V198H105V200H103V199H101V197H100V195H98L97 193H96V191H95V189L94 188H92V187ZM161 187V186H160ZM81 188V187H80ZM225 190H224V189ZM91 190H94L95 191V193L94 192H92ZM92 192V193H91ZM219 192L222 194V192L223 193H226L227 194V196H225V197H223V196H218V194H219ZM256 192H258V189H257V191ZM255 192V193H256ZM254 193V194H255ZM253 194V195H254ZM237 195V196H236ZM238 196H239V198H238ZM120 197V196H119ZM237 197V198H236ZM215 198V199H214ZM23 200H26V201H28L26 198H22ZM193 201H191V203H195V202H193ZM216 201H218V203L217 204H215V202ZM211 203V204H210ZM224 204H227L226 205V207L227 208H225V209H228V211H225V212H223V213H220V212H218L219 211V207L220 206H224ZM232 204H234V205H232ZM232 205V206H231ZM111 206V205H110ZM112 208L115 210V212L117 213L116 215H115V220L117 221V222H119V223H121V224H135V225H139L140 227H143V228H151V227H157V225H159L160 224V221L159 220H157V215H153V216H151V217H149V216H138L139 218H136L137 217V215H134V216H131V215H128V214H126V212H125V210L123 209L122 210V208L123 207H121V206H112ZM232 208V209H231ZM218 210V211H217ZM221 210V209H220ZM118 211H119V213H118ZM151 213H148V215H150ZM36 215H37V213H36ZM33 217H34V215L33 216H31V218L29 217L28 219H30V220H32L33 219ZM147 217H149V218H147ZM153 217H154V219H153ZM145 220V221H144ZM172 224V223H171ZM16 228H14V227H11V228H9V230H10V233H11V230H15ZM1 236H3V235H1L0 234V237ZM7 240V239H6ZM11 240V239H10ZM257 254L259 255L260 254V256L258 257L257 256ZM262 255V256H261ZM255 257V258H254ZM253 260L254 261H262V260H264V250H259L253 257Z\"/></svg>","mask_w":264,"mask_h":264},{"label":"crops","instance_id":"obj_5","mask_svg":"<svg viewBox=\"0 0 264 264\" xmlns=\"http://www.w3.org/2000/svg\"><path fill=\"white\" fill-rule=\"evenodd\" d=\"M162 127H163V125H162ZM264 150V149H263ZM227 152V151H226ZM207 153V152H206ZM217 154L218 153H216L214 156H217ZM261 153H257V154H250L249 153V151H247V157H246V161H247V163H252V161L253 160H257L261 155H260ZM264 157V156H263ZM231 157H226L224 160L226 161V162H228L229 163V168H231V169H233V161L230 159ZM210 163H212L211 161H209V162H205V163H203V165H205V172H207V170H211V172L209 171V175H210V179L211 180H214V179H217L216 177H217V175H218V170H221L220 169V167H218V164L215 166V164H210ZM210 164V165H209ZM226 166H228L227 164H226ZM264 168V166L262 167V170H264L263 169ZM229 170V169H228ZM202 177V176H201ZM202 178H200V180H201Z\"/></svg>","mask_w":264,"mask_h":264}]
</instances>
